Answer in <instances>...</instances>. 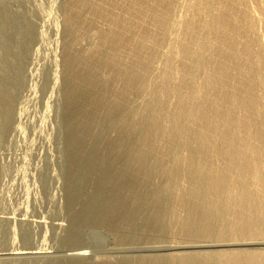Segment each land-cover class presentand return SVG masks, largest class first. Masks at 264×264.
<instances>
[{"label":"rangeland","instance_id":"rangeland-1","mask_svg":"<svg viewBox=\"0 0 264 264\" xmlns=\"http://www.w3.org/2000/svg\"><path fill=\"white\" fill-rule=\"evenodd\" d=\"M214 1L219 2V4L218 3L215 4ZM229 1H231V3ZM247 1H248V6H250L252 10V11L251 10L249 11L252 14L256 15L257 19L256 18L254 19L256 21L255 24L258 23L257 25L254 24L255 21L249 20L253 18H248L247 15L244 14L245 12L243 10L244 8H241L242 6L239 7V5L234 3L235 0H226V1L225 0L223 1L221 0H212V1L209 0L208 1L207 0V2H211V4L214 3V6L217 5L218 7V5H220L219 7L222 8L221 9L222 11L224 9L223 13L221 12L220 9L219 10L217 9V11H215V12H219V14L221 13L220 14L221 16L219 15V18L217 17L218 19L212 20L211 18H209L208 21L209 23L211 22L212 24V26L210 27H212L211 29H213L212 31L211 29L210 30L207 29V31L209 32L211 31L209 35L210 37H209L208 36L209 32L205 31L206 29H201V27H203V24L204 26H205V23L207 24L208 21L206 22L205 20L208 19V15H205L207 17L204 18V16H200V14H197L195 11L199 8L196 5L197 2H199L198 0L195 1L192 5L193 7L195 5L196 7H198L197 9L196 7H194V13L196 14L193 13V9H192L193 7L189 6L186 0H168V1L166 0H0V264H72L75 259L72 255L73 254L76 255V253L79 254V252H80V255H83V254L88 255L87 262L90 263L89 260L91 259L90 264H111V263L114 264L115 262L113 260H115L116 263L118 264L120 260L118 258L120 256H121L120 258L122 262L124 261L126 262L127 260H129L130 262L131 260L132 262L130 263L132 264H138V263L141 264L142 257L143 256L148 257L150 255L149 254L150 251H145V248H148V246L150 245L154 249L153 252L151 251V255L154 253L152 255L151 264H156V262L158 263V261L163 263V260L165 258L164 259L162 258L164 256L162 254L163 253L165 254V251H162L163 249L161 248L163 247L164 249H168L170 246H172V249L177 246L178 247L180 246L184 250L183 249H177V250L182 253L183 251L184 253L186 252L188 253L190 252V250L191 251L196 250L198 251L197 252L198 259H196L195 264H202V263L209 264V263L214 262V259H213L214 255L213 257H211L210 256L211 253L209 254L208 252H210L211 249H213V247L215 250H219V248L222 247L221 241L224 242V239L226 240V238L228 237V236H225V234L226 235L230 234L229 236L230 239L229 238L227 239L228 240L227 242L229 244H232L230 243L229 240H235V241L237 240L238 241L237 244L240 243V245L238 246L239 247L238 249H240V246L242 247V249L243 248L249 249V247L252 249L254 248V244H255L254 249H256L257 251H259V249L260 250L262 249L263 244L259 240L262 237H257V236L264 235L263 233L264 220L262 219V216H263L262 214H264V170H262L264 159L260 157L263 159V161H260L261 159L259 158L260 154L264 152L263 150L264 145H262L264 143V141L262 143V140L264 139L263 138L264 131L262 132L260 131L258 132V134L256 131H259L260 129L262 130V127L264 130V123H263L264 105H262L263 107H261V104H264V100L262 98L259 99V97L263 96L264 94L262 92L264 90V87H263L264 82L262 81V79L264 78V71L260 69V72L261 73L263 72V74H260V72L257 71L258 70L257 68L262 67L261 66L262 60L264 59V55H263L264 46L262 47L260 45V42H258V40H260L261 38L264 39V0H247ZM203 3H205V0H203ZM229 4H231L232 6ZM226 5L228 6V8L226 7ZM232 9H233V12H231ZM236 9H239V10H236ZM228 12L229 13L231 12V13L228 14ZM223 14L225 17L223 16ZM232 14L234 15L233 16L234 20L237 17L239 19H236L233 22L232 21L233 17L230 16ZM174 15L175 16L177 15L179 17H184V22L181 24L182 26H185L184 25L185 23L188 26L191 24L190 26L192 27L185 26V29L186 30L188 29V34H186L188 36L186 38L182 37L184 36L183 33L187 32L184 29V27L181 29L182 32H180L181 37L177 36L176 28L178 27L171 22L172 19L174 18L173 17ZM227 15H229V17H227ZM243 15L245 18L242 17ZM167 16L168 18L170 17L172 18V19H169L170 22H168L169 20L167 19ZM191 17L193 21L191 20ZM193 17L196 19L195 21ZM198 17H199V20H198ZM246 18H248V21ZM223 20H225L224 23H223ZM259 20L260 22H258ZM190 21L192 22L190 23ZM196 21H199V22H196ZM203 21H205V23H202ZM230 21L233 24L237 21L236 22L238 23L237 26H236V23L235 25L233 24L231 25ZM194 22L198 24V26L200 27L201 30H203V32L204 31L205 32L203 33L199 29V27L196 24H194ZM226 22L228 25L226 24ZM239 22L241 23V25L242 24L243 25L241 26ZM242 22H245L248 24H245ZM199 23L200 24L202 23V24L199 25ZM250 23H253L252 27L254 29L252 27L249 28ZM213 24L214 25L216 24V25L214 26ZM220 26H222L223 30ZM224 26L225 27L227 26V27L224 28ZM228 27H229L228 30H230L231 28L232 29L230 31H226ZM119 28L121 29L119 30ZM191 28H193L194 30ZM242 29L244 30V32L249 31L248 35L247 33L241 32L240 30ZM217 30H219L218 31L219 33L217 32L218 35H216ZM220 30L222 31L220 32ZM234 30L236 32H234ZM255 30L259 31L261 35L260 37H258L259 33ZM190 33L195 35L196 39L199 36H200L199 38H202V35L200 34H203L204 38L202 39L201 43L200 42L198 43H200L202 47H203V44L208 45V47L210 46V48L206 51L208 52V54L205 53V55L207 54L206 56L203 55L204 53L201 52L202 54L199 55L200 58L199 56L197 57L198 59L197 58L195 59L193 57L192 61L191 59H189L191 62L187 60L186 58V56L188 57L189 51L191 50V47H192V46L189 47L191 43H187V42H190V41L192 42V40L190 39L194 38L193 35H189ZM223 33L225 35L227 33L228 34L225 36ZM235 34L238 35L237 39H236ZM242 34L244 35V37H242ZM228 35H230L229 41L227 39ZM253 35L255 36L253 37ZM190 36H193V38ZM213 36L214 37L216 36L215 38H217V41ZM245 36H248L249 38L247 39V37L245 38ZM251 36L253 37V39ZM189 37H190L189 41L186 40ZM207 37H209V40L211 39L213 41L209 42ZM205 38H206V41L208 42H203ZM233 38L235 41H233ZM249 39H250V43H251V40L252 42L254 41L253 44L251 43V45H248L249 43L247 42H249ZM224 40L227 42L224 43L223 42ZM211 42L212 43L214 42L213 46L210 45L212 44ZM185 43L189 45L188 46L186 45V47L182 49ZM219 43L221 46L219 45ZM226 43H229V44H226ZM239 44H240V48H239ZM241 45L243 46L248 45V46H244L245 47L244 48ZM253 45L256 47H254ZM214 46H216L215 47L216 50H214L213 52L212 50L214 49ZM223 46L226 48L225 50H223L224 49ZM246 47L248 48V50L251 51V52L249 51L250 54L248 53V50L246 51ZM188 48L190 49L188 50ZM106 49H109V50H106ZM181 49L183 51H181ZM256 49L259 52H257ZM218 50L219 51L221 50L223 52L222 53L219 52L221 54H218L217 52ZM242 51H244V53H242ZM135 52L137 55L135 54ZM211 52H212V55H210ZM240 52L242 53V55L245 54V57L244 55L241 56ZM225 53H227L226 55L228 56V58H225L226 56ZM228 53L230 56L228 55ZM185 54L186 56L184 57ZM202 55L205 57V58L203 57L204 59L201 57ZM236 55L237 56L239 55V57L241 56L242 60H240L241 58L237 57ZM82 56H85V57H82ZM233 56L235 58H233ZM246 56L248 60L246 59ZM252 56H254V58ZM230 57L231 59L233 58L235 60L234 62H236L237 60L236 58H238L240 61L237 60V63L235 65L234 62H231L233 60H231ZM257 57L260 58V60L263 58L261 60V64L258 63L260 62V60L257 59ZM169 58L172 60L169 61L168 60ZM216 58L219 59V61H217ZM212 59L213 61H215V63L211 61ZM220 59L221 60L223 59L222 62L224 61V63L221 62L222 65L220 63ZM227 59L228 60L230 59L231 61L229 60L230 61L229 62ZM97 60L98 61L100 60V61L98 62ZM110 60L113 62H111ZM194 60H196L195 62L197 63L204 62V66H203V63L202 64L200 63V65L196 64V67L200 66L199 68H201V70H198L199 68L197 67L198 69L196 70H198V72H196L195 70L196 67L194 68V65L192 64ZM245 60L249 62L248 67L251 64L250 65L251 68L250 67L248 68L246 66L247 63ZM211 62L214 64H212ZM153 63L154 65H152ZM183 63H184L183 67L185 66L186 68L182 67ZM216 63L218 64V66L220 65L219 66L220 68L216 65ZM226 63H227V66H226ZM245 63H246L245 65L246 73L253 72L254 74H256L255 76H257V72H258L257 79L255 77L253 78L254 75L252 73L250 75L249 73L247 74V76L249 75V77L252 76L251 78H253L251 79L247 77V79L250 81H244L246 80L244 79L245 76L241 78L244 74L242 72L244 71L242 65H244ZM255 63H257L258 65H256ZM263 63H264V60H263ZM231 64H233L234 66L238 65L240 67L237 66L236 68V67H233V65L231 66ZM188 65L189 66L193 65V66L189 67ZM210 65H212V69L210 70L214 72L215 76L216 75L219 76L220 72L222 73L224 69L227 70L229 69V67L231 71L232 69L233 70L237 69L236 71L238 73L240 72L241 73L235 75V77L237 76L236 78L234 77V80H236V84H239L240 82V84L242 85V83L245 84L246 82H248V87L252 84L250 86L251 88L250 87L246 88V86L244 87V86L238 85L239 88H237L236 90L238 91V93L242 92L240 94L241 98L240 96H238L237 92L236 93L235 92L234 93L225 92V89H224L225 93L223 92V90H222V93L227 94V95H223L222 93H220L222 97L220 96L221 98L219 97L220 99L219 100L217 97L218 95H220L218 93L221 90V86L224 85L225 83H228V81L229 82L232 81V79L231 78H228V80L225 79L226 82L223 83L224 79L222 77L221 78L216 77L217 78V79L215 78L216 81L212 83L214 85L216 82L215 84L216 86L215 85L214 86L217 88H215L216 91L214 93H212L213 92L212 88L214 89V86L211 83H209L211 88H207L203 86L205 89L206 88L208 89L206 90L207 93L209 92V94H212L213 98H212V95L205 93V96L206 95L208 96L205 97V100L202 98L204 101L202 100L203 102L201 101L202 103L201 102L199 103L202 104L203 106L205 104L206 107L202 109L203 106L201 105L200 106L201 108L199 107L200 109H198V105H200L199 103L197 104V107L195 106V109H198L200 113L202 112L201 114L197 113L196 115V117L198 118L197 123H195L196 121L194 120L193 122L194 124L187 127L186 130L185 129L182 130V126L184 124L183 123L184 117L190 111V107L189 109L187 108L188 107V102H186L187 99L185 100V98H187L188 96H185V95H187L188 92L190 93L192 91V88L190 87H188V89L190 88L191 91L187 89V86H190V85L183 84L185 83V80H183L184 79L183 75L189 74L187 73V71H190L191 76L192 74L196 75V77L194 75L193 76L195 77V82L198 83L200 82V79H201V78L200 79L198 78L202 77L203 74L205 75V71L207 73L210 72L209 74L213 75L212 74L213 72H211L210 70H207L209 69V67H211ZM222 66H225L226 68ZM193 68L195 72H193ZM202 68L203 70L205 69V71H203ZM247 68L248 70L252 68H256V69H252L254 71H247ZM215 69L217 71L218 70L220 71L219 74H215L216 73ZM201 73H202V76H201ZM162 74L163 75L165 74V75L163 76ZM173 75H174V78L172 77ZM261 75H263V77H261ZM219 79H221V81ZM254 79L260 82L258 81L256 82ZM174 82L175 83L177 82L176 85L178 86H176ZM83 84L85 86L84 89H83ZM199 84L201 85V82ZM199 84H196V85H199ZM218 84H219V87L217 86ZM259 84H260V87H259ZM77 86L78 87L81 86L82 89H78ZM203 87H202V90H205L203 89ZM256 87H259L260 89ZM195 89L197 90L196 86H195ZM242 89H244L243 91L245 90L247 91L249 89V92L252 89V91L250 93L245 91L246 96L244 98L243 97L244 93ZM255 89L259 90V92L256 93L257 91L255 92ZM210 90L212 92H210ZM254 92L256 93V95L254 94ZM82 93H84V95ZM202 93L204 94V92ZM74 94L76 95L74 96ZM78 94L80 95L77 96ZM229 94L231 95L228 96ZM249 94H250L251 102L250 101L249 103L244 102V101H247L246 99H249ZM72 95L74 96L73 98H72ZM234 95L237 101H235L234 99L235 97H233ZM226 96L228 97L229 102ZM231 97H233L232 99L234 100V102L231 100ZM242 97L244 99H242ZM256 97L260 101L256 99H255L256 101H254V98ZM221 99L223 102L222 104L219 102L221 101ZM213 100H215V102ZM205 101H207V103H205ZM210 101H213V102H210ZM216 101H218V104H220V106L216 103ZM150 102L152 103L149 104ZM185 102L187 105H185ZM225 102H226V105H225ZM235 102L236 104L241 105L240 106L241 110L237 111L240 108L238 105L235 104ZM255 102H257L258 104ZM211 103L212 104L216 103L215 104L216 107L215 105L213 106ZM227 103L228 104L234 103L233 105H236V109H234L235 106L231 107L232 104L228 106ZM206 104H209V105L207 106ZM245 104L246 106L248 105L247 106L248 108L244 106ZM212 106L215 110L212 108ZM158 107H160L161 109L160 108L158 109ZM225 107L226 108L228 107V109L229 108L231 109V110L229 109L231 111V114L228 113L230 111L226 109ZM219 108H221V110H219ZM242 108H244L245 110ZM249 108L250 109L252 108V109L249 111ZM255 108H257L258 110L257 112H254L256 111ZM193 109H194V106H193ZM210 109H213V111ZM181 111H182V114L180 113ZM183 111L186 114L183 113ZM199 111L196 110V112H199ZM214 112H217V113H214ZM222 112H224L225 115ZM232 112H235V115ZM248 112L249 114L252 112L251 113L252 117L251 115L248 114ZM204 113H205V116L206 115L209 116L210 114L211 118L210 116L209 117L206 116L207 118L204 121L203 120V118H205ZM255 113H256V116L258 117L255 116ZM184 114L185 116H182ZM199 114L202 115L203 117L201 116L202 117L201 118ZM212 115L213 116L215 115V117L218 116V118L221 115H223V117H221V121L225 120V122H228L230 126L228 125V123L226 124L223 121L221 122L220 119L215 118ZM235 116H238V117L235 118ZM246 116L248 118L250 117L249 119L251 120L250 122L251 124L248 123L250 121L248 120V118L245 119V121L247 120L246 121L247 123L245 121H241ZM231 117L233 118V123L229 121L230 119H232ZM239 117L241 118V120L238 121ZM252 118L253 119L255 118L254 119L255 123H253L254 121L252 120ZM256 118H259V119H256ZM181 119L182 121H179ZM200 119L204 121V125H202L203 122ZM260 119L262 120V122ZM133 120H135L136 122ZM207 120H209L210 123L216 120L217 123L214 121V123L216 124L213 125L214 123L210 124L208 123L209 121ZM234 121H236L237 124ZM218 122H220V124L225 123V126L227 125L228 127L227 126L225 127L223 124H221L222 127L221 125H219L220 127H218L217 125ZM240 122H243V124L239 126V124H241ZM230 123L233 125L231 126ZM244 123L247 125H245ZM259 123L263 125L261 128L259 127L261 126ZM179 125H181L180 126L181 129L177 131L176 129L179 128ZM199 125L200 126L202 125L201 129L203 130H200ZM206 125L207 127L205 128ZM213 126H215V128ZM253 126L254 128L257 127L255 128L256 130L252 128ZM232 127L234 130V134L233 132L231 133ZM220 128L222 130H220ZM223 128L224 129L228 128L227 130L230 132L227 133L228 132L227 130L223 131ZM235 128H239V129L241 128L240 129L241 131L238 130V132L240 131L241 133L240 132L239 134L236 133L237 131ZM73 129L75 133L72 131ZM192 129L193 130L197 129V131L195 130L197 135L194 134L195 132H193L192 134L191 132ZM217 129H219L218 131L220 133L217 132ZM78 130L81 132V135H80V132H78ZM253 130L255 131V134L253 133L254 132ZM76 132H77V136H75ZM189 132L191 133V135H189L190 134ZM204 133H207L206 134L207 136L209 134V137H207ZM256 134L259 137L257 141L261 140L260 145L258 144L259 141L257 142L255 138H253V137L257 138ZM186 135L188 136L189 140L187 139ZM193 135L196 138H194ZM78 136L79 137L81 136V138H79ZM204 136L206 137V139ZM228 136L230 137L231 140L228 138ZM76 137H78V139H76ZM197 137H201L205 139V141ZM190 138H191V141L193 139L196 142L194 148H191V147L188 148L190 144L189 143ZM72 139H74V141L77 144L75 142L74 144L72 142ZM186 139L188 141H186ZM197 139H199V141ZM226 139L227 141L224 142ZM186 142H188L187 146H186ZM193 142H191L192 145L190 144V146H193L194 144ZM200 142H202L204 145L207 143L208 146L211 145V147L206 148L207 144L204 146L202 143L200 144ZM225 143L229 144L230 149L227 147L228 145L227 146L224 145ZM141 144H143V146ZM199 144L202 145V147H200ZM249 145L251 147H249ZM198 146L199 148H197ZM204 147L205 149L204 150L202 149L203 152H201L200 148H204ZM212 147L214 148L212 149ZM223 147L227 148V153L230 152L229 155H231L230 157H233L235 159L234 161L232 159L230 160V157L228 158L229 155H227V153L224 152L226 151V148L224 150ZM186 148H188V150ZM242 148H244L245 150H243ZM260 148L261 149L263 148V149H262V152L261 153L259 152L260 154L258 155L256 154L255 150L256 149L261 150ZM189 149L196 151L194 152L196 154L195 158H197L195 159V163L197 165H200L199 160H202V159L205 160V161L202 160L200 162L202 163V165L204 164V168L206 169V170L203 169V166L200 165V167L202 168L201 170L202 171L205 170L204 171L205 174L203 172L202 173L204 175L201 174L202 176L201 181L203 178L205 179L202 182L200 181L202 185L204 183L207 184L208 182L211 181V180L208 181L207 178L209 179L211 178L216 181L214 175H216V178L218 180V177H220L218 172L221 173L222 175L223 173L226 172V171H223L224 168L225 170L227 168L228 169L231 168L233 170V167H234L233 163H237L236 165L234 164L235 165L234 172H232V170L230 169L229 171H227L230 174L226 173V174H223V176H221L223 177L222 179L224 181H227L229 184V187L225 186L224 188H221L220 192L218 190L219 195L217 196V198H220L218 200L222 201L223 203L217 202L215 203L217 205L215 204L211 205L209 204L210 202L208 199L202 198L199 200L194 199V201L199 202V203L197 202L198 204L196 202L194 204V201H192L193 200L192 197H190L189 194H187V191L189 190V188L192 187L191 185H201L200 183L197 184L198 182L196 178H198L197 177L198 174L196 176V174L192 172L191 170L188 171L189 169L188 167L192 166L190 162L187 160L188 155H190ZM249 149L251 150V153ZM235 150L238 151V153L239 151L241 152L243 151L244 153L242 152L243 153L242 154L240 152L238 155V153H236ZM171 151L173 152V154ZM252 151L255 152L252 158L253 157L254 159L257 158L256 159L257 162H255V160L252 161V158L249 156L250 154H252ZM186 152L188 155L186 154ZM200 152L202 154H200ZM244 154L248 156L245 164H243L245 162L244 158L246 157ZM261 155H264V154L262 153ZM198 156H200L199 159H198ZM242 158H243L242 164L244 165V167H246V164L247 166H249L246 168V170L248 171L244 170V167L242 164L240 165L238 164L240 163ZM249 158L251 160H249ZM228 160H230V162L232 161L233 163L231 162L230 164L229 162H227ZM237 160L238 162H236ZM75 161H76V164L79 165V166L77 165L79 168H76L77 166L74 163ZM185 161L186 163L188 161V164H185ZM247 161L249 162L251 161L254 164L256 163L255 167L253 163H249L250 165H252L250 166ZM228 163L232 167L231 166L230 168L227 167V165H229ZM207 165L208 167L211 165L209 169L207 168ZM237 165L240 167L238 168ZM215 167L218 169L216 170L218 172L215 171ZM218 167L220 168V170ZM258 169L261 170L262 173L259 172L258 174ZM207 170H209L208 174L211 171V175L209 174L210 177L208 176V174L206 175ZM237 170L239 172L241 171L238 175H237L238 173ZM214 171L216 172V174L215 173L213 174ZM190 172L193 173L195 176H193V174H191ZM235 172L237 173L235 174ZM117 175H119V178ZM205 175L207 176V178L203 177ZM227 175H229L228 177H230V179L227 177ZM103 176L105 177V179L108 176L106 181ZM261 176L263 177L261 178ZM231 177H233L232 179L233 181H231L233 182L232 186H230L231 182L229 183V181L231 180ZM234 177L236 179H234ZM187 178L188 179L190 178V179L187 180ZM226 178L229 181L225 180ZM241 178L246 179L245 180L246 184L242 185ZM75 180L79 181L78 182L79 184L76 187V189L71 187L73 184H75L76 182ZM195 180L196 182L194 183L193 181ZM73 181L74 183H72ZM238 181H240L241 185ZM243 181L244 180H242V182ZM245 181L243 183H245ZM234 183H236L235 185H237L238 187V188L235 187L237 190L233 188L235 186ZM246 185H248V187L251 189H248ZM100 186L101 187L103 186V188H101ZM243 186L245 187V190L247 191L251 190L249 192L252 196L255 197L256 200L254 199V197H251V195L248 193H247L248 196L245 197L246 194L244 193L245 190ZM185 187H187V189ZM231 187L232 189H230ZM96 189H98L97 190L98 192L96 191ZM222 189L224 190L222 193L223 197H221V194H220L222 192ZM227 189H228V192H227ZM238 189L241 191H244L243 194L241 191H238ZM181 190H184L185 192ZM233 190L237 193V195L235 192H233ZM95 191L97 192V194ZM209 192L211 193V191L208 189V193ZM99 193L102 194L101 196L105 198V199L103 197L101 198L104 201H101L100 199L101 205H104V203H106L107 200L108 202L110 201V204H108L107 207L105 206V209H104V206H101L100 208H103V210L100 209L98 205L97 207L100 209L101 212L97 208V210H95L97 212L99 211L97 214L95 212L94 214L93 212L92 214L91 212L89 213L91 214V218L95 217V215L97 216L98 214H99V218H101V213L103 211L102 215L105 216L104 218L102 216V219L104 220L103 222H101L102 220H98L99 218H96V217L94 219H96L97 222L94 219L90 220V217H88L89 213L87 214L88 208L86 207V205H88L89 202L91 203L92 199L94 200L96 195L98 196ZM226 193L227 194L229 193L231 197H229V194H228V199H227ZM180 194L183 195V196L181 195V197H185V198H181ZM106 195L108 196V198ZM234 195L237 197L235 200H238V201H233L230 199V198L234 199L235 198ZM249 195H250L251 200L253 201L252 205H251L252 201L250 202ZM154 197L158 199H156L155 201ZM186 197L188 200H186ZM222 198H224V201ZM238 198L239 199L241 198V199L239 200ZM243 198L245 201L242 204L241 202H243L242 200ZM226 199L229 200L228 203ZM259 199H261L260 202L258 201ZM205 200H206L207 206L203 204L205 203ZM230 200L232 202H230ZM200 201L202 202L204 206H202V204L201 206L199 205ZM111 202H113L115 205ZM136 202L139 204H137ZM155 202H156V205H153ZM181 202L184 203L185 205L182 204ZM188 202H190V204ZM233 202H235L236 205L234 204L233 206ZM218 203L222 205L223 207L225 206L224 204H226L225 208L220 207ZM237 203H239L241 207L245 206L243 207L244 209L243 208L241 209L239 204ZM186 204H189V205L187 206ZM157 205L158 207H155ZM193 205H195L196 207ZM248 205L249 207H247ZM190 206H192V208ZM210 206L212 207L214 206L213 209H211V213H209L210 208H211ZM235 206H237V208ZM255 206L257 209L255 208ZM193 207H195V212L198 211L197 214L194 212ZM217 207H219V209ZM231 207L232 208L234 207L235 212H234V209L232 211ZM160 208L162 209L160 210ZM190 208H191V212L188 210ZM200 208L201 209L203 208L202 211L200 210ZM252 208L253 210H255V212L251 211ZM184 209L185 211H187L185 213L186 217L184 214ZM156 210H158V212L161 213L159 215L160 218L156 216L155 213H153ZM244 210H245V215L242 214L244 213ZM204 211H206L205 213H209L207 214L208 216L212 215V217L210 216L211 219L206 214L204 215ZM218 211L220 212L222 211V214H224V218H222L223 216L221 217L222 215L221 213H220V216L219 215L214 216V214H219ZM236 211L239 212L238 214H236L237 216L233 215V212L234 214L237 213ZM250 212L257 215V217L259 218L256 217L257 219L256 220L255 216L252 215ZM191 214L195 216V217L192 216L193 219L198 218L197 215H199V218H200L201 217L200 215L203 214V217H201L199 220L205 221L204 222L205 224H199V223H203V221L198 222V219L193 220L192 218H189ZM246 214L248 215L247 219L243 220L242 222L238 220L239 218L237 217L239 216L245 217ZM162 215H165V216H162ZM161 216L163 217V219ZM180 216H182L183 218L182 217L179 218ZM204 216L207 217L209 220L205 218ZM217 216H219V218L215 219V217ZM227 216L229 217L231 216V217L229 218ZM252 216H254L255 221H253L254 219ZM220 217L223 221L218 222V220H221ZM186 218H189L188 221ZM212 218L214 219L215 222L213 221ZM231 218L233 220H231ZM184 219H186V221ZM248 219H251L250 224L248 223L249 226L244 224L246 221L249 222ZM259 219L261 221H259ZM157 220L158 222L160 221V223H158ZM180 220H183V221L181 222ZM189 220H190V223L192 221L191 223L192 226L189 225L190 223L188 224ZM229 220H231L232 222ZM196 221L198 222V225L196 224L197 223ZM207 221L211 223H208ZM236 221L237 222L239 221L241 223L239 224V228H237L238 224ZM251 221L253 223H251ZM221 222L222 223L226 222V223L221 225L220 224ZM233 222L235 223V226L233 225L234 224ZM255 222H256V225L259 223L258 225H260L259 227L260 229H262L260 230V232H262L263 234L262 233L259 234L260 232H259L258 226L251 225V224H254ZM99 223L101 224V228H100ZM207 223L208 225H206ZM214 223H219V224H214ZM210 224L211 225L214 224L213 227L217 225L216 227L217 229L213 228L212 226L210 227H212L213 229L212 228L208 229ZM188 225H189V228H188ZM219 225L222 227H220ZM228 225L229 226L231 225L232 228H230ZM197 226L199 227L197 228ZM192 227L193 228L196 227L195 229H197L198 231L195 229L193 230ZM204 227H207V228H204ZM241 227L243 228L241 229ZM229 228L231 229L232 232L231 231L229 232L230 230ZM73 229L78 230V232L81 233V236L84 237L83 238L84 241H82L83 239L78 238V236L81 237L80 234L79 235L76 234L75 236V230ZM226 230L228 231L226 232ZM240 230L242 232H240ZM252 230L253 232H251ZM256 230L259 233L256 232ZM92 231H94V234H97V235H94L93 237L90 236L92 234ZM255 233H257L256 234L257 236L255 235ZM83 234L85 235L83 236ZM252 234L255 235V238L254 236H252ZM202 236H204L205 238ZM72 238H75V240H77L76 238H78V240L75 241L74 239L72 240ZM85 238L87 239V241L85 240ZM249 239L250 241H252L253 239L255 241L254 242L252 241L253 242L252 243L249 241ZM209 240H211L212 242H210ZM81 242L82 243L85 242V244H81ZM190 242H192V244L195 242L194 244H195L196 249H190L186 246V245L191 244ZM258 242H259V245H258ZM77 243L78 245H76ZM161 243L165 244L166 247H164L165 245L163 246ZM208 244H213L214 246L213 247L211 245L207 246ZM81 245H84V246H81ZM256 245L259 247H257ZM126 250H129V251H126ZM142 251L144 254L145 253L147 254L146 255L142 254ZM215 254H217L215 256L218 260H221L222 258L223 259L221 261H218L215 258V262L213 264H223L222 262L223 260H225L224 264L225 263L229 264V261L232 258V256L231 258L230 256L228 257L227 254L222 255V258L220 257L218 253H215ZM124 255H127V256L125 257ZM157 255H160V256H157ZM166 255L165 257H167ZM122 256L125 257L126 260ZM207 256H209V258ZM226 256L228 259L226 258ZM110 257L111 258L115 257V258L112 260ZM96 258L97 259L102 258V260L95 262ZM92 260L94 261L92 262ZM120 262L119 264H122ZM129 262L127 261V264ZM174 262L170 264H176ZM167 263L168 262L166 260V264ZM232 263H233V260L230 261V264ZM236 263L241 264V262H236ZM123 264H126V263H123Z\"/></svg>","mask_w":264,"mask_h":264},{"label":"bare ground","instance_id":"bare-ground-1","mask_svg":"<svg viewBox=\"0 0 264 264\" xmlns=\"http://www.w3.org/2000/svg\"><path fill=\"white\" fill-rule=\"evenodd\" d=\"M166 1H168V0H166ZM186 1H187V4H188L189 6L193 7V6H192L193 3H194L195 1H197V0H186ZM198 1H199V2H197L196 5H197L199 8L196 7V5H195L194 7H196V9L198 8V9L195 10V11H196L197 14H200V16H204V18L207 17V16H205V15H208V19L205 20L206 22L209 20V18H211L212 20H214V19H218V18H219V15H220L221 13L219 14V12H215V11H217V9H218V10H219V9L221 10L222 8L219 7L220 5H218V7H217V5L214 6V3H215V4H217V3L219 4V2H217V1L215 2V1H214V3L211 4V2H207V0H205V3H203V0H198ZM208 1H209V0H208ZM211 1H212V0H211ZM221 1H223V0H221ZM225 1H226V0H225ZM71 2H72V1H71ZM74 2H75V1H74ZM229 2L231 3V1H229ZM229 2H228V3H229ZM77 3H78V2H77ZM99 3H100V2H99ZM199 3H200V4H199ZM202 3H203V4H202ZM228 3H226V4H228ZM234 3L237 4V5H239V7L242 6L241 8H244V9H243L244 12H245L244 14H246L248 18H253V19H249V20H253V21H255L254 18H256V15H255V14H252V13L249 11V10H251V8H250V6H248V1H247V0H235ZM235 4H233V5H235ZM229 5H231V4H229ZM75 6H76V5H75ZM141 6H142V5H141ZM231 6H232V5H231ZM191 7H190V8H191ZM194 7L192 8V9H193V13H194ZM224 7H225V6H224ZM226 7L228 8L227 5H226ZM237 7H238V6H237ZM245 7H246V8H245ZM80 8H81V7H80ZM190 8H189V10H190ZM227 8H226V9H227ZM230 8H231V7H230ZM230 8H229V9H230ZM234 8H235V7H234ZM236 10H239V9H236ZM240 10H241V9H240ZM88 11H89V10H88ZM191 11H192V10H191ZM223 11H224V9H223ZM223 11L221 10L222 13H223ZM225 11H226V10H225ZM241 11H242V10H241ZM251 11H252V10H251ZM102 12H103V11H102ZM231 12H233V9H232ZM231 12H230V13H231ZM242 12H243V11H242ZM77 13H78V12H77ZM88 13H89V12H88ZM94 13H95V12H94ZM106 13H107V12H106ZM191 13H192V12H191ZM196 13H194V14H196ZM224 13H225V12H224ZM230 13L228 12V14H230ZM235 13H236V12H235ZM237 13H238V12H237ZM68 14H69V13H68ZM87 15H88V14H87ZM192 15H193V14H192ZM246 15H245V16H246ZM248 15H249L250 17H249ZM71 16H72V15H71ZM82 16H83V15H82ZM164 16H165V15H164ZM198 16H199V15H198ZM220 16H221V15H220ZM223 16H224V14H223ZM230 16L233 17L234 15L232 14V15H230ZM237 16H238V15H237ZM119 17H120V16H119ZM159 17H160V16H159ZM162 17H163V16H162ZM173 17H174V18L172 19L171 17L168 18V16H167V19H168V20H169V19H172L171 22H172L174 25H176V26L178 27V28H176V30H177L176 34H177V36L181 37V36H180V32H182L181 29H182L183 27H184V29H185V26H188V25H187L186 23L184 24L185 26H182V25H181V24L184 22V17H179V16H177V15H176V16L174 15ZM217 17H218V18H217ZM224 17H225V16H224ZM227 17H229V15H227ZM235 17H236V16H235ZM242 17H244V15H243ZM103 18H105V17H103ZM196 18H197V17H196ZM202 18H203V17H202ZM202 18H200V19H202ZM221 18H222V17H221ZM240 18H241V17H240ZM244 18H245V17H244ZM248 18H246L247 21H248ZM193 19H194V21L196 20L194 17H193ZM211 19H210V20H211ZM222 19H223V18H222ZM229 19H231V18H229ZM236 19H239V18L237 17ZM236 19H235V20H236ZM246 19H245V20H246ZM256 19H257V18H256ZM118 20H119V19H118ZM164 20H165V19H164ZM191 20H192V17H191ZM198 20H199V17H198ZM220 20H221V19H220ZM235 20H234V17H233V20H232V21L234 22ZM241 20H242V19H241ZM78 21H79V20H78ZM81 21H82V19H81ZM125 21H126V20H125ZM158 21H159V20H158ZM192 21H193V20H192ZM192 21H190V23H191ZM205 21H203L202 23H205ZM221 21H222V20H221ZM224 21H225V20H223V23H224ZM242 21H243V20H242ZM247 21H246V22H247ZM114 22H115V21H114ZM127 22H128V21H127ZM166 22H167V21H166ZM168 22H170V20H169ZM196 22H199V21H196ZM236 22H237V21H236ZM236 22H235V23H236ZM258 22H260V20H259ZM70 23H71V22H70ZM202 23H201V24H202ZM214 23H215V22H214ZM219 23H220V22H219ZM219 23H218V24H219ZM230 23H231V21H230ZM235 23H234V24L231 23V25H232V24L235 25ZM239 23H240V22H239ZM242 23H245V22H242ZM255 23H256V21L254 22V24H255ZM62 24H63V23H62ZM72 24H73V23H72ZM188 24H189V22H188ZM194 24H196V23L194 22ZM194 24H192V25H194ZM201 24L199 23V25H201ZM218 24H217V25H218ZM220 24H221V23H220ZM226 24H227V22H226ZM237 24H238V23H236V26H237ZM245 24H248V23H245ZM252 24H253V23H250V24H249V28L253 26ZM257 24H258V23H257ZM257 24H255V25H257ZM74 25H75V24H74ZM114 25H115V24H114ZM126 25H127V23H126ZM171 25H172V24H171ZM190 25H191V24H190ZM190 25H189L188 27H192V26H190ZM196 25L198 26V24H196ZM213 25H214V24H213ZM215 25H216V24H215ZM215 25H214V26H215ZM227 25H228V24H227ZM240 25H241V23H240ZM242 25H243V24H242ZM242 25H241V26H242ZM123 26H124V25H123ZM172 26H173V25H172ZM197 26H196V27H197ZM210 26H212V24H211V22L209 23V21H208L207 24L205 23V26H204V24H203V27H201V29H206L205 31H207V29L210 30V29L212 28V27H210ZM214 26H213V27H214ZM238 26H239V25H238ZM241 26H240V28H241ZM244 26H245V25H244ZM111 27H112V26H111ZM119 27H120V26H119ZM126 27H127V26H126ZM188 27H186V28H188ZM198 27H199V26H198ZM216 27H218V26H216ZM220 27L222 28V26H220ZM226 27H227V26H226ZM226 27L224 26V28H226ZM230 27H232V26H230ZM234 27H235V26H234ZM247 27H248V26H247ZM99 28H100V27H99ZM194 28H195V27H194ZM214 28H215V27H214ZM221 28H220V29H221ZM237 28H238V27H237ZM240 28H239V29H240ZM252 28H253V27H252ZM65 29H66V28H65ZM120 29H121V28H119V30H120ZM126 29H127V28H126ZM132 29H133V28H132ZM184 29H183V30H184ZM189 29H190V28H189ZM191 29H193V28H191ZM199 29H200V27H199ZM201 29H200V30H201ZM216 29H218V28H216ZM228 29H229V27L227 28V30H226V29H224V30H226V31H230L232 28H231L230 30H228ZM243 29H245V28H243ZM243 29L240 30V31H241V32H244ZM253 29H254V28H253ZM256 29H257V27H256ZM72 30H73V29H72ZM72 30H71V31H72ZM185 30H186V29H185ZM193 30H194V29H193ZM197 30H198V29H197ZM197 30H196V31H197ZM212 30H213V29H211V31H212ZM222 30H223V28H222ZM222 30H220V32H221ZM89 31H90V30H89ZM94 31H95V30H94ZM116 31H117V30H116ZM151 31H152V30H151ZM186 31H187V32H186V33H183L184 36H182V37H185V38H186V37L188 36V35H186V34H188V29H187ZM201 31L203 32V30H201ZM205 31H204V32H205ZM211 31H210V32L207 31V32H209V33H208V36L210 35ZM218 31H219V30H217L216 33H217ZM245 31H246V30H245ZM255 31H257V30H255ZM68 32H69V31H68ZM108 32H109V31H108ZM112 32H113V31H112ZM112 32H111V33H112ZM189 32H190V31H189ZM194 32H195V31H194ZM199 32H200V31H199ZM202 32H201V33H202ZM204 32H203V33H204ZM223 32H224V31H223ZM234 32H236V31L234 30ZM234 32H233V34H234ZM252 32H254V31H252ZM252 32H251V33H252ZM257 32L259 33V31H257ZM85 33H86V32H85ZM106 33H107V32H106ZM147 33H148V32H147ZM161 33H162V32H161ZM191 33H192V32H191ZM191 33H190L189 35H193V34H191ZM213 33H214V32H213ZM218 33H219V32H218ZM218 33H217L216 35H218ZM244 33H247V35H248L249 31H248V32H244ZM255 33H256V32H255ZM69 34H70V33H69ZM94 34H95V33H94ZM176 34H175V35H176ZM196 34H197V33H196ZM199 34H200V33H199ZM206 34H207V33H206ZM223 34H224V33H223ZM227 34H228V33H227ZM227 34H226V35H227ZM229 34H230V33H229ZM82 35H83V34H82ZM82 35H81V36H82ZM200 35H202V38H199V37H200V36H199V37L196 39V38H195V35H193L194 38H195V40H194L193 36H190V37H192L193 39H190V37H189L188 39H186V40H188V41H189V39L192 40V42H191V41H190V42H187V43H191V44H192V45H191V44H190V45L188 44L189 47L192 46V47H191V50L189 51V55L187 54L188 57L186 56V54L184 55V57L186 56L187 60L191 59V61H192V60H193V59H192L193 57L196 59V58H197L199 55H201L202 53H204L203 55H205V53L208 54V52H206V51L210 48V46L208 47V45H204V44H203V47H202V45H200L202 39L204 38L203 34H200ZM224 35H225V34H224ZM226 35H225V36H226ZM231 35H232V33H231ZM239 35H240V33H239ZM245 35H246V34H245ZM250 35H251V34H250ZM250 35H249V36H250ZM255 35H256V34H255ZM255 35H253V37H254ZM110 36H111V35H110ZM220 36H221V35H220ZM222 36H223V35H222ZM225 36H224V37H225ZM229 36H230V35H228V38H227L228 41L230 40V39H229ZM235 36H236V39H237L238 35L235 34ZM260 36H261V35H260V33H259V36H258V37H260ZM69 37H70V36H69ZM132 37H133V36H132ZM141 37H142V36H141ZM157 37H158V36H157ZM175 37H176V36H175ZM205 37H206V36H205ZM209 37H210V36H209ZM209 37H207L208 40H209ZM211 37H212V36H211ZM213 37H214V36H213ZM215 37H216V36H215ZM215 37H214V38H215ZM218 37H219V36H218ZM242 37H244L243 34H242ZM246 37H247V39L249 38L248 36H245V38H246ZM251 37H252V36H251ZM251 37H250V38H251ZM253 37H252V39H253ZM215 39H216V41H217V38H215ZM219 39H220V38H219ZM219 39H218V40H219ZM247 39H246V40H247ZM257 39H258V38H257ZM261 39H262V38H261ZM261 39L258 40V42H260V45L263 47V46H264V39H262V40H261ZM76 40H77V39H76ZM76 40H75V41H76ZM78 40H79V39H78ZM123 40H124V39H123ZM138 40H139V39H138ZM204 40H205V41H204ZM204 40H203V42H208V41H206V38H205ZM231 40H232V39H231ZM243 40H244V38H243ZM243 40H242V42H243ZM255 40H256V38H255ZM126 41H127V40H126ZM194 41H195V42H194ZM210 41H213V40L210 39L209 42H210ZM216 41H215V42H216ZM233 41H235L234 38H233ZM149 42H150V41H149ZM198 42H200V43H198ZM219 42H221V41H219ZM223 42L225 43V42H227V41L224 40ZM240 42H241V41H240ZM242 42H241V43H242ZM246 42H247V41H246ZM253 42H254V41H253ZM253 42H252V40H251V43H252V44H253ZM76 43H77V42H76ZM99 43H101V42H99ZM109 43H110V42H109ZM135 43H136V42H135ZM181 43H182V42H181ZM183 43H184V42H183ZM211 43H212V42H211ZM213 43H214V42H213ZM213 43H212V44L209 43V44L213 46ZM216 43H217V42H216ZM224 43H223V44H224ZM247 43H249L248 45H251V43H250V39H249V42H247ZM247 43H245V44H247ZM102 44H103V43H102ZM112 44H113V43H112ZM116 44H117V43H116ZM217 44H218V43H217ZM226 44H229V43H226ZM231 44H232V43H231ZM243 44H244V43H243ZM255 44H257V43H255ZM69 45H70V44H69ZM93 45H94V44H93ZM153 45H154V44H153ZM182 45H183V44H182ZM186 45H187V44L185 43V45H184V47H182V49L185 48ZM188 45H187V46H188ZM219 45H220V43H219ZM219 45H218V46H219ZM232 45H233V44H232ZM248 45H244V46H248ZM79 46H81V45H79ZM113 46H114V45H113ZM133 46H134V45H133ZM149 46H150V45H149ZM220 46H221V45H220ZM224 46H225V45H224ZM224 46H223V47H224ZM233 46H234V45H233ZM241 46H243V45H241ZM244 46H243V47H244ZM253 46H254V45H253ZM114 47H115V46H114ZM135 47H136V46H135ZM141 47H142V46H141ZM207 47H208V48H207ZM215 47H216V46H214V49H213V50H212V49H210V50H212V51L214 52V50H216ZM225 47H226V46H225ZM225 47H224L223 50L226 49ZM237 47H238V46H237ZM254 47H256V46H254ZM254 47H253V48H254ZM258 47H260V46H258ZM258 47H257V48H258ZM99 48H100V47H99ZM211 48H212V47H211ZM239 48H240V44H239ZM241 48H242V47H241ZM244 48H245V47H244ZM251 48H252V46H251ZM263 48H264V47H263ZM95 49H96V48H95ZM118 49H119V48H118ZM133 49H134V48H133ZM141 49H142V48H141ZM182 49H181V51H183ZM189 49H190V48H188V50H189ZM219 49H220V48H219ZM233 49H234V48H233ZM89 50H90V49H89ZM89 50H88V51H89ZM98 50H99V49H98ZM106 50H109V49H106ZM227 50H228V48H227ZM227 50H226V51H227ZM229 50H230V49H229ZM242 50H244V49H242ZM247 50H248V48L246 47V51H247ZM256 50H257V49H256ZM85 51H86V50H85ZM117 51H118V50H117ZM139 51H140V50H139ZM185 51H186V50H185ZM238 51H239V50H238ZM249 51H250V50H248V53H249ZM252 51H253V50H252ZM261 51H262V50H261ZM263 51H264V50H263ZM263 51H262V52H263ZM97 52H98V51H97ZM105 52H106V51H105ZM140 52H141V51H140ZM187 52H188V51H187ZM201 52H202V53H201ZM217 52H218V54H221L223 51H221V50L219 51V50H218ZM219 52H221V53H219ZM224 52H225V51H224ZM233 52H234V51H233ZM236 52H237V51H236ZM250 52H251V51H250ZM255 52H256V51H255ZM257 52H259V51L257 50ZM257 52H256V53H257ZM85 53H87V52H85ZM92 53H93V52H92ZM95 53H96V52H95ZM130 53H131V52H130ZM142 53H143V52H142ZM182 53H183V52H182ZM209 53H210V51H209ZM215 53H216V52H215ZM230 53H231V52H230ZM240 53H241V52H240ZM242 53H244V51H242ZM242 53H241V56L244 55V57H245V54L242 55ZM253 53H254V52H253ZM256 53H255V54H256ZM104 54H105V53H104ZM135 54H136V52H135ZM139 54H140V53H139ZM207 54H206V55H207ZM213 54H214V53H213ZM226 54H227V53H225V55H226ZM232 54H233V53H232ZM232 54H231V56H232ZM238 54H239V53H238ZM249 54H250V53H249ZM255 54H254V55H255ZM260 54H261V53H260ZM262 54H263V53H262ZM84 55H85V54H84ZM94 55H95V54H94ZM109 55H110V54H109ZM124 55H125V54H124ZM136 55H137V54H136ZM182 55H183V54H182ZM203 55L201 56L202 58L204 57ZM206 55H205V56H206ZM210 55H212V52H211ZM210 55H209V56H210ZM222 55H223V54H222ZM222 55H221V56H222ZM228 55H229V53H228ZM258 55H259V54H258ZM263 55H264V54H263ZM116 56H117V55H116ZM133 56H134V55H133ZM209 56H208V58H209ZM217 56H218V55H217ZM226 56H227V55H226ZM226 56H225V58H228V56H227V57H226ZM229 56H230V55H229ZM236 56H237V55H236ZM241 56L239 57V55H238L237 57L241 58L240 60H242V57H241ZM249 56H250V55H249ZM261 56H262V55H261ZM70 57H71V56H70ZM82 57H85V56H82ZM86 57H87V56H86ZM92 57H93V56H92ZM96 57H97V56H96ZM114 57H115V56H114ZM114 57H113V58H114ZM126 57H127V55H126ZM144 57H145V56H144ZM165 57H166V56H165ZM169 57H170V56H169ZM212 57H214V56H212ZM215 57H216V56H215ZM252 57L254 58V56H252ZM115 58H116V57H115ZM199 58H200V56H199ZM202 58H201V60H202ZM204 58H205V57H204ZM204 58H203V59H204ZM222 58H224V57H222ZM233 58H235V57L233 56ZM233 58L231 59V57H230V59L233 60V61H231L230 59H229V60H230L231 62H234L235 60H234ZM255 58H256V57H255ZM261 58H262V57H261ZM100 59H101V57H100ZM140 59H141V58H140ZM140 59H139V60H140ZM183 59H185V58H183ZM183 59H182V60H183ZM197 59H198V58H197ZM213 59H214V58H213ZM213 59H212L211 61H213ZM236 59L239 60L238 58H236ZM246 59H247V56H246ZM251 59H252V58H251ZM251 59H249V60H251ZM257 59L260 60V58H258V57H257ZM257 59H256V60H257ZM262 59H263V58H262ZM262 59H261V60H262ZM85 60H86V59H85ZM89 60H90V59H89ZM95 60H96V59H95ZM144 60H145V59H144ZM164 60H166V59H164ZM168 60L170 61V60H172V59L169 58ZM187 60H185V61H187ZM209 60H210V59H209ZM209 60H208V61H209ZM216 60L219 61V59H217V58H216ZM222 60H223V59H222ZM222 60L220 59V63L222 62ZM225 60H226V59H225ZM227 60H228V59H227ZM229 60H228V61H229ZM237 60H236V62H234L235 65H236V63H237ZM240 60H239V61H240ZM243 60H244V59H243ZM247 60H248V59H247ZM261 60H260V62H258V61H257V62L261 64ZM263 60H264V59H263ZM263 60H262V65H261L262 67L260 66L261 68H257V69H258L257 71H259V72H260V69H261L262 71H264V63H263ZM97 61H98V60H97ZM99 61H100V60H99ZM99 61H98V62H99ZM110 61H111V60H110ZM116 61H117V60H116ZM116 61H114V62H116ZM135 61H136V60H135ZM161 61H162V60H161ZM185 61H184V62H185ZM189 61H190V60H189ZM189 61H188V62H189ZM191 61H190V62H191ZM195 61H196V60H194V62H195ZM197 61H199V60H197ZM208 61H207V62H208ZM230 61H229V62H230ZM245 61H246V60H245ZM245 61H244V62H245ZM88 62H89V61H88ZM103 62H104V61H103ZM111 62H113V61H111ZM117 62H118V61H117ZM141 62H142V60H141ZM154 62H155V61H154ZM194 62L192 63V64L194 65V68L196 67V64L200 65V63H201V64L203 63V66H204V62H200V63L195 62V64H194ZM205 62H206V60H205ZM213 62L215 63V61H213ZM254 62H255V61H254ZM81 63H82V61H81ZM105 63H106V62H105ZM186 63H187V62H186ZM211 63H212V62H211ZM214 63H212V64H214ZM218 63H219V62H218ZM222 63H224V61H223ZM222 63H221V65H222ZM241 63H242V62H241ZM246 63H247V65H246ZM246 63H245L244 65H242V66H243V70H244V71H242V72H243L245 75L243 74V76H242L241 78H243V77L245 76L244 79H246V80H244V81H250V80L247 79V77H249V75L252 73V74L254 75L253 78L255 77V78L257 79L258 72H257V76H255L256 74H254L253 72H250V73L248 72L249 75L247 76L248 73H246V67H245V65L248 67L249 62L246 61ZM252 63H253V61H252ZM77 64H78V63H77ZM99 64H100V63H99ZM119 64H120V63H119ZM129 64H130V63H129ZM137 64H138V63H137ZM168 64H169V63H168ZM188 64H189V63H188ZM190 64H191V63H190ZM206 64H207V63H206ZM209 64H210V63H209ZM229 64H230V63H229ZM255 64L258 65L257 63H255ZM65 65H67V64H65ZM139 65H140V63H139ZM152 65H154V63H153ZM152 65H151V66H152ZM183 65H184V63L182 64V67H183ZM193 65H190V66H193ZM216 65L218 66L217 63H216ZM224 65H225V64H224ZM232 65H233V64H231V66H232ZM250 65H251V64H250ZM250 65H249V67H250ZM86 66H87V65H86ZM103 66H105V65H103ZM131 66H132V65H131ZM166 66H167V65H166ZM168 66H169V65H168ZM186 66H187V65H186ZM188 66H189V65H188ZM190 66H189V67H190ZM201 66H202V65H201ZM205 66H206V65H205ZM210 66H211V67L208 66L209 69H207V70L212 69V65H210ZM217 66H216V67H217ZM219 66H220V65H219ZM219 66H218V67H219ZM226 66H227V63H226ZM237 66H238V65H237ZM237 66H234V65H233V67H236V68H237ZM242 66H241V67H242ZM252 66H254V65H252ZM67 67H68V66H67ZM67 67H66V68H67ZM78 67H79V66H78ZM164 67H165V66H164ZM184 67H185V66H184ZM184 67H183V68H184ZM189 67H188V68H189ZM197 67H198V66H197ZM197 67L195 68V70L198 69L200 66H199L198 68H197ZM208 67H206V68H208ZM222 67L226 68L225 66H222ZM228 67H229V66H228ZM228 67H227V68H228ZM238 67H240V66H238ZM249 67H248V68H249ZM257 67H258V66H257ZM119 68H120V67H119ZM147 68H148V67H147ZM147 68H146V70H147ZM150 68H151V67H150ZM185 68H186V67H185ZM194 68H193V72H195ZM204 68H205V67H204ZM219 68H220V67H219ZM231 68H232V67H231ZM248 68H247V71H254V70H252V69H256V68H252V69L248 70ZM250 68H251V67H250ZM86 69H87V68H86ZM126 69H127V68H126ZM129 69H130V68H129ZM151 69H152V68H151ZM174 69H175V68H174ZM190 69H191V68H190ZM213 69H214V68H213ZM216 69H217V68H216ZM216 69H215V71H216L215 74H219L220 71H219V70L217 71ZM222 69H223V68H222ZM222 69H221V71H222ZM78 70H79V69H78ZM122 70H123V69H122ZM167 70H168V69H167ZM186 70H187V69H186ZM186 70H184V71H186ZM198 70H201V68H199ZM198 70H196V72H198ZM202 70H203V68H202ZM236 70H237V69H236ZM236 70H233V69H232V71H231V70H230V67H229V69H227V70L224 69V70L222 71V73L220 72V75H219V76H218V75L215 76V75H214V72L210 70L211 72H213L212 74L215 76V77H214L213 75L209 74V73H210L209 71H208L209 73H207V72L205 71V69H204V70H203V71H205V75L203 74L204 78H203V76H202V73H201V76H202V77H199V78H198V79L201 78V79H200L201 85L199 84L200 82H198V83L195 82V77H196V75H195V74H192V76H191L190 71H187V73H189V74H184V75L182 74V75L184 76V77H183V78H184L183 80H185V83H183V84H188V85H190V86H187V89H188V87L192 88V91H191L190 88H189L188 90H190L191 92H190V93L188 92V94L186 93L187 95H185V96H188L187 98H185V100L187 99V100H186V102H188V107H187V108L189 109V107H190V111H189V112L187 111V112H188L187 114L183 111V113H185L186 116H185V114L182 115V116H185V117H184V120H183V123H184V124H183V126H182V130H183V129L186 130L187 127H189V126H191L192 124H194V123H193L194 120L196 121L195 123H197L198 118L196 117V115H197V113H200V111H199L198 109H200V108H201L200 106L202 105V104H200L199 102H201L203 99L205 100V97L208 96V95L205 96V93H207L206 90H208L207 88H211V86H210L209 83H211V84L214 83V81H216V79H217L218 77H220V78L222 77V78L224 79V82H223V83L226 82L225 79H227V80H228V78H231V79H232V81H230V82L228 81V83H225L224 85L221 86V90H220V92L217 91V92H219L218 94L222 93V90H223V92H224V89H225V92H231V93H234V92L236 93V92H237L238 96H240V94L242 93V92L240 91L241 89L239 90L241 93H238V91H237L236 89L239 88V86H240L241 84H240V82H239V84H236V80H234V77H235V75L240 74L241 72L238 73ZM93 71H94V70H93ZM170 71H171V70H170ZM170 71H169V72H170ZM239 71H240V69H239ZM65 72H66V71H65ZM90 72H91V71H90ZM153 72H154V71H153ZM175 72H176V71H175ZM178 72H179V71H178ZM178 72H177V73H178ZM191 72H192V71H191ZM255 72H256V71H255ZM127 73H128V72H127ZM142 73H143V72H142ZM91 74H92V73H91ZM99 74H100V73H99ZM128 74H129V73H128ZM144 74H146V73H144ZM167 74H168V73H167ZM173 74H174V73H173ZM199 74H200V73H199ZM260 74H263V72H262V73L260 72ZM73 75H74V74H73ZM84 75H85V74H84ZM84 75H83V76H84ZM102 75H103V74H102ZM111 75H113V74H111ZM157 75H158V73H157ZM162 75H163V74H162ZM164 75H165V74H164ZM164 75H163V76H164ZM193 75H194L195 77H194ZM70 76H71V75H70ZM77 76H78V75H77ZM122 76H123V75H122ZM139 76H140V75H139ZM168 76H169V75H168ZM176 76H177V75H176ZM180 76H181V75H180ZM199 76H200V75H199ZM238 76H240V75H238ZM125 77H126V76H125ZM172 77L174 78V75H173ZM216 77H217V78H216ZM236 77H237V76H236ZM236 77H235V78H236ZM251 77H252V76H251ZM251 77H249V78H251ZM259 77H260V76H259ZM261 77H263V75H261ZM261 77H260V78H261ZM83 78H84V77H83ZM139 78H140V77H139ZM159 78H160V76H159ZM215 78H216V79H215ZM239 78H240V77H239ZM239 78H238V79H239ZM253 78H251V79H253ZM81 79H82V78H81ZM85 79H86V78H85ZM116 79H117V78H116ZM133 79H134V78H133ZM177 79H178V78H177ZM231 79H230V80H231ZM258 79H259V78H258ZM261 79H262V78H261ZM88 80H89V79H88ZM183 80H182V81H183ZM219 80L221 81V79H219ZM254 80H255V79H254ZM259 80H260V79H259ZM95 81H96V80H95ZM182 81H181V83H182ZM198 81H199V80H198ZM220 81H219V83H220ZM239 81H241V80H239ZM251 81H252V80H251ZM255 81L257 82L258 80H255ZM262 81L264 82V78L262 79ZM96 82H97V81H96ZM183 82H184V81H183ZM217 82H218V80H217ZM237 82H238V81H237ZM242 82H243V81H242ZM258 82H260V81H258ZM83 83H84V82H83ZM169 83H170V82H169ZM174 83H175V82H174ZM176 83H177V82H176ZM176 83H175V85H176ZM223 83H222V84H223ZM249 83H250V82H249ZM105 84H106V83H105ZM116 84H117V83H116ZM142 84H143V83H142ZM165 84H166V83H165ZM196 84H199V85H196ZM208 84H209V85H208ZM215 84H216V82H215ZM215 84H214V85H215ZM256 84H257V83H256ZM72 85H73V84H72ZM77 85H78V84H77ZM159 85H160V84H159ZM206 85H207V86H206ZM212 85H213V84H212ZM214 85H213V86H214ZM238 85H239V86H238ZM251 85H252V84H251ZM251 85H250V86H251ZM253 85H254V84H253ZM257 85H258V84H257ZM261 85H262V83H261ZM263 85H264V83H263ZM99 86H100V85H99ZM105 86H106V85H105ZM176 86H178V85H176ZM195 86H196L197 90L195 89ZM198 86H200V87H198ZM203 86H205V87H207V88L205 89ZM208 86H210V87H208ZM215 86H216V85H215ZM215 86H214V89L212 88L213 92H212L211 90H210V92L214 93V92L216 91L215 88H217V87H215ZM217 86L219 87V84H218ZM241 86H244V87L246 86V88H247V87H248V82H246L245 84L242 83ZM250 86H249V87H250ZM77 87H78V86H77ZM79 87H80V88H79ZM79 87H78V89H82L81 86H79ZM84 87H85V86H84V84H83V89H84ZM86 87H87V86H86ZM202 87H203V89H205V90H202ZM249 87H248V88H249ZM253 87H254V86H253ZM253 87H252V89H253ZM259 87H260V84H259ZM259 87H256V88H259ZM263 87H264V86H263ZM94 88H95V87H94ZM250 88H251V87H250ZM261 88H262V86H261ZM172 89H173V87H172ZM200 89L202 90V92H204V94L201 92ZM218 89H219V88H218ZM252 89H251V91H252ZM259 89H260V88H259ZM86 90H87V89H86ZM158 90H159V89H158ZM179 90H180V89H179ZM188 90H187V91H188ZM243 90H244V89H242V91H243ZM75 91H76V90H75ZM87 91H88V90H87ZM117 91H118V90H117ZM130 91H131V90H130ZM245 91H246V90H245ZM245 91H243V93H244V94H243V97H244V98H245V96H246V95H245L246 92H248V93L251 92V91L249 92V89H248L246 92H245ZM256 91H257V92H256ZM260 91H261V90H260ZM70 92H71V91H70ZM82 92H83V91H82ZM85 92H86V91H85ZM225 92H224V93H225ZM255 92L258 93L259 90H256V89H255ZM255 92H254V94L256 95ZM262 92L264 93V90H263ZM262 92H261V93H262ZM80 93H81V91H80ZM100 93H101V92H100ZM102 93H103V92H102ZM131 93H132V92H131ZM184 93H185V92H184ZM224 93H222V94H223V95H227V94H224ZM252 93H253V92H252ZM82 94L84 95V93H82ZM119 94H120V93H119ZM125 94H126V93H125ZM207 94H209V92H208ZM216 94H217V93H216ZM218 94H217V95H218ZM254 94H253V95H254ZM70 95H71V94H70ZM75 95H76V94H74V96H75ZM79 95H80V94H78L77 96H79ZM93 95H94V94H93ZM134 95H135V94H134ZM209 95H212V94H209ZM230 95H231V94H229L228 96H230ZM232 95H233V94H232ZM258 95H259V94H258ZM260 95H261V94H260ZM74 96L72 95V98H73ZM100 96H101V95H100ZM103 96H104V95H103ZM182 96H183V95H182ZM220 96H221V94L218 95L217 98L219 99ZM263 96H264V94H263ZM263 96H260L259 99L262 98V99L264 100ZM214 97H215V96H214ZM221 97H222V96H221ZM221 97H220V98H221ZM226 97H227V96H226ZM226 97H225V98H226ZM233 97H235V95H234ZM233 97H231V100L234 102V100L232 99ZM243 97H242V99H244ZM89 98H90V97H89ZM96 98H97V97H96ZM154 98H156V97H154ZM182 98H183V97H182ZM202 98H203V99H202ZM212 98H213V95H212ZM240 98H241V96H240ZM246 98H247V97H246ZM179 99H180V98H179ZM179 99H178V100H179ZM183 99H184V98H183ZM214 99H215V98H214ZM227 99H228V97H227ZM234 99H235V101H237V100H236V97H235ZM238 99H239V98H238ZM255 99L258 100L257 97L254 98V101H256ZM204 100H203V101H204ZM208 100H209V99H208ZM210 100H211V99H210ZM219 100H220V99H219ZM219 100H218V101H219ZM246 100H247V101H244V102L249 103V101H250V94H249V99H246ZM252 100H253V98H252ZM89 101H90V100H89ZM94 101H95V100H94ZM100 101H102V100H100ZM109 101H110V100H109ZM123 101H124V100H123ZM126 101H127V100H126ZM161 101H162V99H161ZM203 101H202V102H203ZM213 101L215 102V100H213ZM213 101H210V102H213ZM218 101H216L217 104H218ZM225 101H227V100H225ZM242 101H243V100H242ZM258 101H260V100H258ZM258 101H257V102H258ZM154 102H155V101H154ZM158 102H159V101H158ZM178 102H179V101H178ZM186 102H185V105H187ZM202 102H201V103H202ZM219 102L222 104V103H223V102H222V99H221V101H219ZM228 102H229V99H228ZM244 102H243V104H244ZM250 102H251V101H250ZM257 102H255V103H257ZM92 103H93V102H92ZM108 103H109V102H108ZM151 103H152V102H150L149 104H151ZM198 103H199L200 105H198V109H195V106L197 107V104H198ZM205 103H207V101H205ZM216 103H215V104H216ZM238 103H240V102H238ZM262 103H263V102H262ZM97 104H98V103H97ZM100 104H101V103H100ZM203 104H204V103H203ZM211 104H212V103H211ZM215 104H212V105L214 106ZM227 104H228V103H227ZM231 104H232L231 107H234V106H235L234 109H236V105H238V104H236V102H235L236 105H233L234 103H229L228 106H230ZM240 104H242V103H240ZM257 104H258V103H257ZM118 105H120V104H118ZM138 105H139V104H138ZM183 105H184V104H183ZM206 105L208 106L209 104H206ZM218 105L220 106V104H218ZM225 105H226V102H225ZM262 105H264V104H261V107H263ZM95 106H96V105H95ZM95 106H94V107H95ZM105 106H106V105H105ZM146 106H147V105H146ZM193 106H194V109H195V110L193 109ZM202 106H203V105H202ZM213 106H212V108H213ZM223 106H224V105H223ZM238 106H239V108H240L241 105H238ZM242 106H243V105H242ZM244 106H246V104H245ZM247 106H248V105H247ZM247 106H246V107H247ZM119 107H120V106H119ZM122 107H123V106H122ZM129 107H130V106H129ZM143 107H144V106H143ZM174 107H175V106H174ZM179 107H180V106H179ZM199 107H200V108H199ZM205 107H206V106H205V104H204V106H203L202 109H204ZM215 107H216V105H215ZM217 107H218V106H217ZM104 108H105V107H104ZM104 108H103V109H104ZM115 108H116V107H115ZM159 108H160V107H158V109H159ZM225 108H226V107H225ZM225 108H224V109H225ZM247 108H248V107H247ZM84 109H85V107H84ZM160 109H161V108H160ZM162 109H163V108H162ZM177 109H178V108H177ZM213 109H214V108H213ZM213 109H210V110L213 111ZM217 109H218V108H217ZM226 109H228V107H227ZM229 109H230V108H229ZM229 109H228V110H229ZM232 109H233V108H232ZM242 109H244V108H242ZM251 109H252V108H251ZM251 109L249 108V111H250ZM253 109H254V108H253ZM255 109H256V111H254V112H257V111H258L257 108H255ZM118 110H119V109H118ZM129 110H130V109H129ZM179 110H180V109H179ZM181 110H182V109H181ZM196 110L199 111V112H196ZM206 110H208V109H206ZM214 110H215V109H214ZM219 110H221V108H219ZM219 110H217V111H219ZM230 110H231V109H230ZM230 110H229V111H230ZM239 110H241V108L238 109L237 111H239ZM244 110H245V109H244ZM260 110H262V109H260ZM92 111H93V110H92ZM107 111H108V110H107ZM157 111H158V110H157ZM202 111H204V110H202ZM212 111H211V112H212ZM222 111H223V109H222ZM226 111H227V110H226ZM234 111H235V110H234ZM247 111H248V109H247ZM119 112H120V111H119ZM158 112H159V111H158ZM160 112H161V111H160ZM204 112H206V111H204ZM207 112H208V111H207ZM220 112H221V111H220ZM108 113H109V112H108ZM129 113H130V112H129ZM180 113L182 114V111H181ZM201 113H202V112H201ZM201 113H200V114H201ZM214 113H217V112H214ZM222 113H224V112H222ZM228 113L231 114V111L228 112ZM232 113H234V115H235V112H232ZM246 113H247V112H246ZM251 113H252V112H251ZM251 113L249 114V112H248L249 115H251ZM153 114H155V113H153ZM181 114H180V115H181ZM200 114H199V115H200ZM211 114H213V113H211ZM243 114H244V112H243ZM85 115H86V114H85ZM110 115H111V114H110ZM132 115H133V114H132ZM176 115H178V114H176ZM180 115H179V116H180ZM217 115H218V114H217ZM219 115H220V113H219ZM219 115H218V116H219ZM224 115H225V113H224ZM226 115H227V113H226ZM241 115H242V114H241ZM241 115H240V116H241ZM112 116H113V115H112ZM136 116H137V115H136ZM153 116H154V115H153ZM201 116H202V115H200V117H201ZM206 116L209 117L210 114H209V116H208V115H206ZM206 116H205V113H204V117H205V118H203L204 121H205V119L207 118ZM212 116H213V115H212ZM218 116L215 117V115H214L213 117L218 118ZM247 116H248V115H247ZM247 116H246L243 120H241V118L239 117L238 121H239V120H241V121H245V119L248 118ZM255 116H256V113H255ZM255 116H253V117H255ZM128 117H129V116H128ZM131 117H132V116H131ZM147 117H148V116H147ZM150 117H151V116H150ZM195 117H196L197 120L195 119ZM200 117H199V118H200ZM202 117H203V116H202ZM202 117H201V118H202ZM221 117H223V115H221V116L218 118V119H220V121H221ZM237 117H238V116H235V118H237ZM241 117H242V116H241ZM243 117H244V116H243ZM251 117H252V115H251ZM256 117H258V116H256ZM262 117H263V116H262ZM107 118H108V117H107ZM109 118H110V117H109ZM133 118H134V117H133ZM133 118H132V119H133ZM141 118H142V117H141ZM144 118H145V117H144ZM210 118H211V116H210ZM225 118H226V117H225ZM231 118H232V117H231ZM249 118H250V117H249ZM249 118H248V120H250ZM172 119H173V118H172ZM212 119H213V118H212ZM212 119H211V120H212ZM222 119H223V118H222ZM254 119H255V118H254ZM254 119L252 118L253 121H254ZM256 119H259V118H256ZM73 120H74V119H73ZM158 120H159V119H158ZM200 120H201V119H200ZM226 120H228V119H226ZM234 120H235V119H234ZM236 120H237V119H236ZM260 120H261V119H260ZM260 120H258V121H260ZM263 120H264V118H263ZM74 121H75V120H74ZM133 121H135V120H133ZM144 121H146V120H144ZM144 121H143V122H144ZM177 121H178V120H177ZM179 121H182V119L179 120ZM201 121H202V120H201ZM204 121H202V122H203L202 125H204ZM207 121H209V120H207ZM214 121L217 123L216 120H214ZM214 121H212L211 123H210V121H209L208 123L213 124ZM222 121H223V120H222ZM222 121H221V122H222ZM229 121L233 123V118L230 119ZM246 121H247V120H246ZM246 121H245V122H246ZM258 121H257V122H258ZM135 122H136V121H135ZM160 122H161V121H160ZM175 122H176V121H175ZM223 122H225V120H224ZM234 122L237 124L236 121H234ZM250 122H251V120H250L248 123H250ZM261 122H262V120H261ZM138 123H139V122H138ZM161 123H162V122H161ZM177 123H178V122H177ZM180 123H181V122H180ZM206 123H207V122H206ZM208 123H207V124H208ZM216 123H214L213 125H215ZM225 123L227 124L228 122H225ZM225 123H224V124L221 123V124H223V125L225 126ZM240 123H241V124H239V126L243 124V122H240ZM246 123H247V122H246ZM253 123H255V121H254ZM253 123H252V125H253ZM263 123H264V121H263ZM263 123H262V124H263ZM88 124H89V123H88ZM90 124H91V123H90ZM123 124H124V123H123ZM131 124H132V123H131ZM175 124H176V123H175ZM200 124H201V123H200ZM221 124H220V122H218V124H217L218 127H220L219 125H221ZM230 124H231V123H230ZM244 124H245V123H244ZM250 124H251V123H250ZM259 124H260V123H259ZM71 125H72V124H71ZM127 125H128V124H127ZM135 125H136V123H135ZM161 125H162V124H161ZM165 125H166V124H165ZM170 125H171V124H170ZM184 125H185V126H184ZM202 125H201V126H202ZM228 125H229V123H228ZM232 125H233V124H231V126H232ZM234 125H235V124H234ZM245 125H247V124H245ZM248 125H249V124H248ZM260 125H261V124H260ZM106 126H107V125H106ZM132 126H133V125H132ZM137 126H138V124H137ZM137 126H136V127H137ZM153 126H154V124H153ZM180 126H181V125H179V128L176 129L177 131H178L179 129H181ZM194 126H195V125H194ZM199 126H200V125H199ZM201 126H200V130H203V129H201ZM224 126H223V127H224ZM226 126H227V125H226ZM226 126H225V127H226ZM229 126H230V125H229ZM237 126H238V125H237ZM257 126H258V124H257ZM262 126H263V125H261V126H259V127L261 128ZM93 127H94V126H93ZM155 127H156V126H155ZM167 127H168V126H167ZM196 127H197V126H196ZM206 127H207V125L205 126V128H206ZM213 127L215 128V126H213ZM218 127H217V128H218ZM221 127H222V125H221ZM225 127H224V128H225ZM227 127H228V126H227ZM243 127H244V125H243ZM243 127H242V128H243ZM101 128H102V127H101ZM104 128H105V127H104ZM133 128H134V127H133ZM140 128H141V127H140ZM149 128H150V127H149ZM176 128H177V127H176ZM224 128H223V131L228 129V128H226V129H224ZM230 128H231V127H230ZM230 128H229V129H230ZM252 128H254V126H253ZM255 128H257V127H255ZM255 128H254V129H255ZM260 128H259V129H260ZM71 129H72V128H71ZM135 129H136V128H135ZM144 129H145V128H144ZM235 129H236V131H237V132H236V131H235V132L239 134V132L241 131V130H240L241 128H240V129H239V128H235ZM123 130H124V129H123ZM132 130H133V129H132ZM195 130L197 131V129H194V130L192 129V130H191L192 134H193V132H195ZM218 130H219V129H217V132H219ZM220 130H222V129L220 128ZM232 130H233V127H232ZM232 130H231V133L233 132V134H234V130H233V131H232ZM238 130H240V131L238 132ZM251 130H252V129H251ZM255 130H256V129H255ZM257 130H258V129H257ZM72 131L74 132V129H73ZM101 131H102V130H101ZM137 131H138V130H137ZM141 131H142V130H141ZM141 131H140V133H141ZM153 131H154V130H153ZM189 131H190V130H189ZM204 131H205V130H204ZM223 131H222V133H223ZM227 131H228V130H227ZM253 131H254V130H253ZM260 131H261V132L264 131V130H263V127H262V130L260 129L259 131H256L257 134H258V132H260ZM78 132H80V131L78 130ZM142 132H143V131H142ZM160 132H161V131H160ZM170 132H171V131H170ZM185 132H186V131H185ZM202 132H203V131H202ZM213 132H214V131H213ZM225 132H226V131H225ZM229 132H230V131H228L227 133H229ZM74 133H75V132H74ZM99 133H100V132H99ZM121 133H122V132H121ZM175 133H176V132H175ZM189 133H190V132H189ZM189 133H188V134H189ZM198 133H199V132H198ZM219 133H220V132H219ZM240 133H241V132H240ZM253 133L255 134V131H254ZM253 133H252V134H253ZM263 133H264V132H263ZM263 133H262V134H263ZM96 134H97V133H96ZM127 134H128V133H127ZM194 134L197 135L196 132H195ZM204 134L206 135L207 133H204ZM204 134H203V135H204ZM257 134H256V136H257ZM74 135H75V134H74ZM80 135H81V132H80ZM98 135H99V134H98ZM120 135H121V134H120ZM124 135H125V134H124ZM135 135H136V134H135ZM139 135H141V134H139ZM183 135H184V134H183ZM189 135H191V133H190ZM211 135H212V133H211ZM230 135H232V134H230ZM235 135H237V134H235ZM235 135H234V136H235ZM75 136H77V132H76V135H75ZM193 136H194V135H193ZM206 136H207V135H206ZM253 136H255V135H253ZM259 136H260V135H259ZM78 137H79V136H78ZM78 137H76V139H78ZM120 137H121V136H120ZM120 137H119V138H120ZM173 137H174V136H173ZM183 137H185V136H183ZM186 137H187V139H188V136H187V135H186ZM201 137H202V135H201ZM201 137H197V138H201ZM204 137H205V136H204ZM207 137H209V134H208ZM236 137H237V136H236ZM260 137H261V136H260ZM262 137H263V136H262ZM79 138H81V136H80ZM122 138H123V137H122ZM138 138H139V137H138ZM148 138H149V137H148ZM171 138H172V137H171ZM191 138H193V137H191ZM191 138H190V142H189V143L192 145L191 142H193L194 140L192 139V141H191ZM194 138H196V137L194 136ZM228 138L230 139L229 136H228ZM233 138H234V137H233ZM253 138H255L256 141H257V139H259L258 136H257V138H256V137H253ZM253 138H252V139H253ZM263 138H264V137H263ZM74 139H75V137H74ZM74 139H72V142H73V143L75 142ZM127 139H128V138H127ZM129 139H130V138H129ZM178 139H179V138H178ZM184 139H185V138H184ZM187 139H186V141L189 140V139H188V140H187ZM205 139H206V137H205ZM205 139L201 138V140H204V141H205ZM207 139H208V138H207ZM260 139H262V138H260ZM80 140H81V139H80ZM176 140H177V139H176ZM195 140H196V139H195ZM197 140L199 141V139H197ZM201 140H200V141H201ZM230 140H231V139H230ZM146 141H147V140H146ZM150 141H151V140H150ZM180 141H181V140H180ZM207 141H208V140H207ZM207 141H206V142H207ZM226 141H227V139H226L224 142H226ZM258 141H259V140H258ZM258 141H257V142H258ZM263 141H264V139L262 140V143H263ZM202 142H203V141H202ZM202 142H200V144H201ZM208 142H209V141H208ZM224 142H223V143H224ZM260 142H261V140H260L259 143H258L259 145H260ZM75 143H76V142H75ZM75 143H74V144H75ZM78 143H79V142H78ZM140 143H141V142H140ZM175 143H176V141H175ZM187 143H188V142H186V146H187ZM193 143H194L193 146H190V144H189V147H188V148H190V147H191V148H194L196 142L194 141ZM204 143H205V142H204ZM76 144H77V143H76ZM125 144H126V143H125ZM131 144H132V143H131ZM171 144H172V143H171ZM200 144H199V146L202 147V145H200ZM202 144H203V143H202ZM206 144H207V143H206ZM206 144H205V145H206ZM258 144H257V145H258ZM141 145L143 146V144H141ZM150 145H151V144H150ZM178 145H179V144H178ZM203 145H204V144H203ZM205 145H204V146H205ZM209 145H210V144H209ZM224 145H225V146L228 145L227 147L230 149L229 144L225 143ZM257 145H256V146H257ZM259 145H258V146H259ZM262 145H264V143H263ZM262 145H261V146H262ZM72 146H74V145H72ZM182 146H183V145H182ZM196 146H197V145H196ZM199 146H198L197 148H199ZM212 146H213V144H212ZM221 146H223V145H221ZM242 146H244V145H242ZM138 147H139V146H138ZM151 147H152V146H151ZM174 147H175V146H174ZM178 147H179V146H178ZM207 147L210 148L211 145L208 146V144H207L206 148H207ZM245 147H246V146H245ZM249 147H251V146L249 145ZM154 148H155V147H154ZM154 148H153V149H154ZM181 148H182V147H181ZM188 148H186V149L188 150ZM213 148H214V147H212V149H213ZM223 148H224V147H223ZM225 148H226V147H225ZM225 148H224V150H225ZM116 149H117V148H116ZM129 149H130V148H129ZM146 149H147V148H146ZM146 149H145V150H146ZM200 149H201L200 151L203 152L202 149L204 150L205 147H204V148H200ZM239 149H241V148H239ZM242 149L245 150L244 148H242ZM260 149H261V148H260ZM262 149H263V148H262ZM262 149H261V150H257V149H256V150H255V151H256V154L259 155V154L262 152ZM93 150H94V149H93ZM124 150H125V149H124ZM142 150H143V149H142ZM147 150H148V149H147ZM174 150H175V149H174ZM249 150H250V149H249ZM252 150H253V149H252ZM263 150H264V149H263ZM73 151H74V150H73ZM132 151H133V150H132ZM194 151H195V150L189 149V153H190V155L187 154L188 151L186 152V154L188 155L187 160H188V161L190 162V164L192 165V166L187 165V166H189V167H188L189 169H188V168H187V169H188V171L191 170L192 172H194V173L196 174V176H197V174H198V176H197L198 178H196V179H197V182H198L197 184H199L200 181H201V177H202L201 174H203L204 171H205L206 169L204 168V164L202 165V163H200V162H201L202 160H204V159L199 160V164L203 166V169H205V170H203V171L201 170L202 168L200 167V165H197V164L195 163V159H197V158H195V156H196L195 152H196V151H195V152H194ZM229 151H231V150H229ZM232 151H233V150H232ZM235 151H236V150H235ZM247 151H248V150H247ZM247 151H246V152H247ZM74 152H75V151H74ZM76 152H77V151H76ZM145 152H146V151H145ZM145 152H144V153H145ZM171 152H172V151H171ZM171 152H170V154H171ZM201 152H200V154H202ZM205 152H206V151H205ZM205 152H204V153H205ZM224 152L227 153V148H226V151H224ZM240 152H241V151H239V153H240ZM242 152H243V151H242ZM242 152H241V153H242ZM246 152H245V153H246ZM259 152H260V153H259ZM149 153H150V152H149ZM153 153H154V152H153ZM175 153H176V152H175ZM198 153H199V152H198ZM236 153H238V151H236ZM239 153H238V155H239ZM243 153H244V152H243ZM243 153H242V154H243ZM250 153H251V150H250ZM262 153L264 154V152H262ZM262 153H261V154H262ZM126 154H127V153H126ZM138 154H140V153H138ZM146 154H147V153H146ZM150 154H151V153H150ZM172 154H173V152H172ZM194 154H195V155H194ZM229 154H230V152L227 153V155H229ZM242 154H241V155H242ZM254 154H255V152L252 151V154H250L249 156L252 158V156H253ZM261 154H260L259 158L262 157V158L264 159V157H263L264 155H261ZM129 155H130V154H129ZM154 155H155V154H154ZM175 155H176V154H175ZM187 155H186V157H187ZM232 155H233V153H232ZM235 155H236V154H235ZM244 155H245V154H244ZM244 155H243V156H244ZM84 156H85V154H84ZM151 156H152V155H151ZM151 156H150V157H151ZM230 156H231V155H229L228 158H229ZM245 156H246V155H245ZM245 156H244V157H245ZM199 157H200V156H198V159H199ZM202 157H203V155H202ZM244 157H243V158H244ZM80 158H81V157H80ZM152 158H153V157H152ZM243 158L241 159L240 163H238L239 165L243 163V162H242ZM247 158H248V156H246V157L244 158V159H245V162H244L243 164L246 163ZM259 158H258V160H259ZM262 158H260V159H261L260 161H263ZM87 159H88V158H87ZM125 159H126V158H125ZM178 159H179V158H178ZM200 159H201V158H200ZM231 159H232L233 161L235 160L233 157H230V160H231ZM236 159H238V158H236ZM256 159H257V158H256ZM256 159H254V157H253V158H252V161L255 160V162H257ZM185 160H186V159H185ZM230 160H228L227 162H229V163L231 164L232 161L230 162ZM249 160H251V159L249 158ZM79 161H80V160H79ZM124 161H125V160H124ZM148 161H150V160H148ZM172 161H173V160H172ZM188 161H187V163H186V161H185V164H188ZM204 161H205V160H204ZM80 162H81V161H80ZM87 162H88V161H87ZM91 162H92V161H91ZM151 162H152V161H151ZM196 162H197V161H196ZM236 162H238V160H237ZM247 162H248V164H249V163H253V162H251V161H250V162L247 161ZM74 163L76 164V161H75ZM142 163H143V162H142ZM145 163H146V162H145ZM229 163H228V164H229ZM232 163H233V162H232ZM263 163H264V162H263ZM149 164H150V163H149ZM165 164H166V163H165ZM205 164H206V162H205ZM230 164L227 165V167L230 168V166H231ZM234 164L236 165L237 163H233V166H234V167H233V170L230 168V169L232 170V172H234V168H235V165H234ZM243 164H242V165H243ZM253 164H254V163H253ZM255 164H256V163H255ZM255 164H254V167H255ZM77 165H78V164H76V166H77ZM136 165H137V164H136ZM158 165H159V164H158ZM162 165H163V164H162ZM208 165H209V164H208ZM208 165H207V168L209 169V167H210L211 165H210L209 167H208ZM249 165H250V164H249ZM78 166H79V165H78ZM78 166H77L76 168H79ZM205 166H206V165H205ZM237 166H238V165H237ZM250 166H252V165H250ZM262 166L264 167V164H263ZM144 167H145V166H144ZM150 167H151V166H150ZM213 167H214V166H213ZM231 167H232V166H231ZM239 167H240V166H238V168H239ZM243 167H244V165H243ZM247 167H249V166H247V164H246V167H244V170H246ZM263 167H262V170H264ZM116 168H117V167H116ZM146 168H147V167H146ZM164 168H165V167H164ZM218 168H219V167H218ZM223 168H224V167H223ZM92 169H93V168H92ZM94 169H95V168H94ZM162 169H163V168H162ZM175 169H176V168H175ZM227 169H228V168H227ZM227 169H226V170H225V168H224V170L222 169L223 171H226L225 173H223V172H222V173H223V174L229 173V172H227V171H229L230 169H228V170H227ZM76 170H77V169H76ZM113 170H114V168H113ZM211 170H212V169H211ZM213 170H214V168H213ZM216 170H218V169L215 167V171H216ZM219 170H220V168H219ZM254 170H255V169H254ZM256 170H257V169H256ZM151 171H152V170H151ZM162 171H163V170H162ZM169 171H170V170H169ZM171 171H172V170H171ZM215 171L213 172V174H214V173L216 174V172H218V171H216V172H215ZM235 171H236V169H235ZM242 171H243V170H242ZM246 171H248V170H246ZM155 172H156V171H155ZM186 172H187V170H186ZM202 172H203V173H202ZM208 172H209V170H207L206 175L208 174ZM237 172H238V173H237ZM237 172H235V174L237 173V175H238L241 171L239 172V171L237 170ZM259 172H261V170L258 169V174H259ZM74 173H75V172H74ZM76 173H77V171H76ZM152 173H153V172H152ZM190 173H191V172H190ZM261 173H262V172H261ZM111 174H112V173H111ZM150 174H151V172H150ZM191 174H193V173H191ZM204 174H205V173H204ZM204 174H203V175H204ZM209 174L211 175V171H210ZM209 174H208V176L210 177ZM213 174H212V176H213ZM218 174L220 175V177L217 176V177H218V180H217V178H216V175H214L216 181H215L214 179H211V178L209 179V178H207V176L205 175V176H203V177H206V178L208 179V181L211 180L210 182L207 181V182H208L207 184H205V183H204L205 181H204L203 183H204L205 185H204V184L202 185V184L200 183L201 185H191L192 187H190V188L187 186V187L189 188V190H188L189 192L187 191V194H189V196L192 197V199H193L192 201H194V199H195V200H199V199L205 198V199H208V200H209V202H210L209 204H211V205H214V204L217 203V202H219V203L222 202V201L218 200V199H220V198H217V196L219 195L218 193L220 192L221 188H224L225 186L229 187V184H228L227 181H224V180L222 179L223 177H221V176H223V174L221 175V173H219V172H218ZM229 174H230V173H229ZM233 174H234V173H233ZM74 175H75V174H74ZM144 175H145V174H144ZM189 175H190V174H189ZM237 175H236V176H237ZM261 175H262V174H261ZM71 176H72V175H71ZM114 176H115V175H114ZM114 176H113V177H114ZM117 176H118V178H119V175H117ZM146 176H148V175H146ZM164 176H165V175H164ZM173 176H174V175H173ZM193 176H195V175L193 174ZM228 176H229V175H227V177H228ZM236 176H235V177H236ZM242 176H244V175H242ZM246 176H247V175H246ZM103 177H104V176H103ZM107 177H108V176H107ZM107 177H106V179H105V177H104L105 181L107 180ZM115 177H116V176H115ZM166 177H167V176H166ZM188 177H190V176H188ZM225 177H226V176H225ZM235 177H234V179H236ZM239 177H240V176H239ZM239 177H238V178H239ZM262 177H263V176H261V178H262ZM212 178H214V177H212ZM228 178L230 179V177H228ZM73 179H74V177H73ZM142 179H143V178H142ZM174 179H175V178H174ZM174 179H173V180H174ZM189 179H190V178H189ZM189 179L187 178V180H189ZM192 179H193V178H192ZM192 179H191V181H192ZM194 179H195V178H194ZM232 179H233V177H231V180H230V181H229L227 178H226L225 180H228L229 183H230L231 181H233ZM239 179H240V178H239ZM241 179L244 180V181L246 180L245 178H241ZM203 180H205V179L203 178L202 181H203ZM242 180H241L242 185H243V184H246V181H245V183H243L244 181L242 182ZM262 180H263V179H262ZM75 181H76V180H75ZM130 181H131V180H130ZM191 181H190V182H191ZM202 181H201V182H202ZM235 181H236V180H235ZM78 182H79V181H76L75 184H73L71 187H73L74 189H76V187H77L78 184H79ZM108 182H109V181H108ZM137 182H138V181H137ZM167 182H168V180H167ZM170 182H171V181H170ZM193 182L195 183L196 180L193 181ZM238 182L240 183V181H238ZM238 182H237V184H238ZM72 183H74V181H73ZM111 183H112V182H111ZM232 183H233V182H231V185H230V186H232ZM241 183H240V185H241ZM249 183H250V182H249ZM249 183H248V184H249ZM256 183H257V182H256ZM102 184H103V183H102ZM102 184H100V185H102ZM129 184H130V183H129ZM143 184H144V183H143ZM188 184H190V183H188ZM235 184H236V183H234V185H235ZM106 185H107V184H106ZM165 185H166V184H165ZM170 185H171V184H170ZM186 185H187V183H186ZM240 185H239V186H240ZM252 185H253V184H252ZM129 186H130V185H129ZM145 186H146V185H145ZM246 186L248 187V185H246ZM249 186H250V185H249ZM98 187H99V186H98ZM100 187H101V186H100ZM105 187H106V186H105ZM120 187H121V185H120ZM149 187H150V186H149ZM160 187H161V186H160ZM172 187H173V186H172ZM187 187H185V188L187 189ZM227 187H226V188H227ZM235 187H237V185H235L233 188H235ZM241 187H242V186H241ZM241 187H239V188H241ZM243 187H244V186H243ZM101 188H103V186H102ZM118 188H119V187H118ZM226 188H225V189H226ZM237 188H238V187H237ZM115 189H116V188H115ZM158 189H159V187H158ZM208 189L211 191V193H210V192L208 193ZM230 189H232V187H231ZM235 189H236V188H235ZM235 189H234V190H235ZM242 189H243V188H242ZM248 189H251V188L248 187ZM252 189H253V188H252ZM72 190H73V189H72ZM97 190H98V189H96V191H97ZM102 190H103V189H102ZM102 190H101V191H102ZM131 190H132V189H131ZM156 190H157V188H156ZM179 190H180V189H179ZM218 190H219V192H218ZM234 190H233V192H235ZM236 190H237V189H236ZM244 190H245V187H244ZM70 191H71V190H70ZM73 191H74V190H73ZM73 191H72V192H73ZM96 191H95V192H96ZM181 191H184V190H181ZM181 191H180V192H181ZM223 191H224V190L222 189V192L220 193V194H221V197H223V196H222ZM229 191H230V190H229ZM238 191H241V190L238 189ZM249 191H251V190H249ZM249 191L245 190V192H244V191H241V192H242V194H243V192H244V193L246 194L245 197H247V196H248L247 193L250 194ZM97 192H98V191H97ZM97 192H96V194H97ZM105 192H106V191H105ZM184 192H185V191H184ZM225 192H226V190H225ZM225 192H224V193H225ZM227 192H228V189H227ZM231 192H232V191H231ZM107 193H108V192H107ZM156 193H157V192H156ZM156 193H155V194H156ZM235 193H236V192H235ZM94 194H95V193H94ZM141 194H142V193H141ZM148 194H149V193H148ZM161 194H162V193H161ZM182 194H183V193H182ZM182 194H180V197H181ZM184 194H185V193H184ZM187 194H186V195H187ZM228 194H229V193H228ZM228 194L226 193V195H227V199H228ZM101 195H102V194L99 193L98 196H97V195H96V197L93 196V197H95V199H94V200L92 199V202H91V203H90V202L88 203V201H87V203H88V205H86V207L88 208V209H87V210H88L87 214H88L89 212H91V214H92V212H93V214H94V212L97 214V213L100 211V209L103 210V208H100L101 206H104V209H105V206L107 207V205L110 204V201L108 202V200H107V202L104 203V205H101L100 199L103 197V196H101ZM232 195H233V194H232ZM236 195H237V193H236ZM250 195H251V194H250ZM250 195H249V199H250V202H251L252 200H251V198H250ZM106 196H107V195H106ZM106 196H105V197H106ZM156 196H157V195H156ZM182 196H183V195H182ZM234 196H235V195H234ZM142 197H143V196H142ZM193 197H194V198H193ZM225 197H226V196H225ZM229 197H231L230 194H229ZM238 197H239V196H238ZM241 197H242V195H241ZM243 197H244V195H243ZM251 197H254V196L251 195ZM103 198H104V197H103ZM107 198H108V196H107ZM107 198H106V199H107ZM154 198H155V197H154ZM165 198H166V197H165ZM181 198H185V197H181ZM188 198H189V197H188ZM236 198H237V197L235 196L234 199H232V198H230V199L233 200V201H238V200H235ZM262 198H263V197H262ZM104 199H105V198H104ZM140 199H141V198H140ZM143 199H144V198H143ZM143 199H142V200H143ZM156 199H158V198H155V201H156ZM161 199H162V198H161ZM222 199H223V201H224V198H222ZM227 199H226V200H227ZM238 199H239V198H238ZM240 199H241V198H240ZM240 199H239V200H240ZM249 199H248V200H249ZM252 199H253V198H252ZM254 199H255V197H254ZM90 200H91V199H90ZM163 200H164V199H163ZM181 200H182V199H181ZM186 200H188L187 197H186ZM189 200H190V199H189ZM208 200H207V202H208ZM231 200H230V202H232ZM242 200H243V202H241V203L243 204L245 200H244V198H243ZM255 200H256V199H255ZM255 200H254V201H255ZM260 200H261V199H259L258 201L260 202ZM101 201H104V200L101 199ZM165 201H166V200H165ZM178 201H179V200H178ZM201 201H202V200H201ZM201 201H200V204H199L200 206H201V204H202ZM228 201H229V200H227V203H228ZM147 202H148V201H147ZM159 202H160V201H159ZM170 202H171V201H170ZM179 202H180V201H179ZM195 202H196V201H194V204H195ZM197 202H198V201H197ZM197 202H196V203H197ZM255 202H256V201H255ZM85 203H86V202H85ZM111 203H113V202H111ZM115 203H117V202H115ZM123 203H124V202H123ZM123 203H122V204H123ZM136 203H137V202H136ZM181 203H182V202H181ZM186 203H187V202H186ZM188 203L190 204V202H188ZM198 203H199V202H198ZM198 203H197V204H198ZM219 203H218V205H220ZM222 203H223V202H222ZM224 203H225V202H224ZM239 203H240V202H239ZM239 203H237V204H239ZM252 203H253V201L251 202V205H252ZM113 204H114V203H113ZM137 204H139V203H137ZM182 204H184V203H182ZM189 204H186V205L188 206ZM191 204H192V203H191ZM203 204H205V206H207V205H206V204H207V203H206V200H205V203H203ZM203 204H202V206H204ZM209 204H208V205H209ZM231 204H232V203H231ZM231 204H230V206H231ZM234 204H235V202H233V206H234ZM242 204H241V205H242ZM98 205H99V208H100V209L97 207ZM111 205H112V204H111ZM114 205H115V204H114ZM118 205H119V204H118ZM153 205H156V202H155ZM184 205H185V204H184ZM199 205H198V206H199ZM215 205H217V204H215ZM224 205L226 206V204H224ZM235 205H236V204H235ZM249 205H250V203H249ZM249 205H248L247 207H249ZM254 205H255V203H254ZM254 205H253V206H254ZM83 206H84V205H83ZM125 206H126V205H125ZM142 206H143V204H142ZM159 206H160V205H159ZM162 206H163V205H162ZM193 206H195V205H193ZM200 206H199V207H200ZM225 206L223 207L222 205H220V207H223V208H225ZM228 206H229V204H228ZM237 206H238V205H237ZM237 206H235V207L237 208ZM239 206H240V204H239ZM239 206H238V207H239ZM242 206H243V205H242ZM256 206H257V205H256ZM256 206H255V208H256ZM152 207H153V206H152ZM155 207H158V205L155 206ZM190 207L192 208V206H190ZM195 207H196V206H195ZM195 207H193V208H194V212H195ZM210 207H211V208H210V212H209V213H211V209H213L214 206H213V207L210 206ZM243 207H245V206H243ZM243 207L240 206L241 209H242ZM259 207H261V206H259ZM97 208L99 209L98 212L95 211V210H97ZM163 208H164V207H163ZM169 208H170V207H169ZM186 208H187V207H186ZM186 208H185V209H186ZM191 208L188 209L190 212H191ZM197 208H198V207H197ZM203 208H204V207H203ZM203 208H202V209H203ZM208 208H209V207H208ZM215 208H216V206H215ZM217 208L219 209V207H217ZM231 208H232V207H231ZM240 208H239V209H240ZM250 208H251V207H250ZM253 208H254V207H253ZM253 208H252L251 211L255 212V210H253ZM138 209H139V207H138ZM154 209H155V208H154ZM161 209H162V208H160V210H161ZM185 209H184V214L187 212V211H185ZM202 209L200 208L201 211H202ZM218 209H217V210H218ZM233 209H234V207L232 208V211H233ZM243 209H244V208H243ZM256 209H257V208H256ZM260 209H261V208H260ZM90 210H91V211H90ZM109 210H110V208H109ZM165 210H166V209H165ZM167 210H168V209H167ZM198 210H199V209H198ZM200 210H199V211H200ZM205 210H206V209H205ZM237 210H238V209H237ZM105 211H106V210H105ZM134 211H135V210H134ZM189 211H188V212H189ZM207 211H208V209H207ZM238 211H239V210H238ZM241 211H242V210H241ZM248 211H250V210H248ZM257 211H258V210H257ZM100 212H101V211H100ZM106 212H107V211H106ZM120 212H121V211H120ZM164 212H165V211H164ZM192 212H193V211H192ZM197 212H198V211H197ZM197 212H195V213L197 214ZM205 212H206V211H204V215H205V214H206V215L209 214V213H205ZM212 212H213V211H212ZM218 212H219V214H214V213H213L214 216H215V215H219V216H220V213L222 214V211H221V212L218 211ZM218 212H217V213H218ZM234 212H235V209H234ZM234 212H233V215H236V214L239 213V212L236 211L237 213L234 214ZM242 212H243V211H242ZM259 212H260V211H259ZM104 213H105V212H104ZM112 213H113V212H112ZM153 213H155V215L158 216V217H159V215L161 214V213L158 212V210H156V211L153 212ZM223 213H224V212H223ZM231 213H232V212H231ZM240 213H241V212H240ZM250 213H251V212H250ZM91 214H90V213L88 214V217H90V220H91V219L93 220L95 217H96V218H99V214H98L97 216L95 215V217H93V218H91ZM102 214H103V211H102V213H101V218L98 219V220H102L101 222L104 221V220L102 219V216H103ZM166 214H167V213H166ZM187 214H188V213H187ZM192 214H193V213H192ZM192 214H191V216H190L189 218H192V219H193L192 216H194V215H192ZM196 214H195V215H196ZM199 214H201V213H199ZM242 214L245 215V210H244V213H242ZM251 214L254 215V216H255V219H256L257 215H255V214H253V213H251ZM261 214H262V213H261ZM78 215H79V214H78ZM89 215H90V216H89ZM124 215H125V214H124ZM127 215H128V214H127ZM147 215H148V214H147ZM188 215H189V214H188ZM188 215H187V216H188ZM225 215H226V214H225ZM239 215H240V214H239ZM249 215H250V214H249ZM262 215H263V216H262V219L264 220V218H263V217H264V214H262ZM83 216H85V215H83ZM92 216H93V215H92ZM106 216H107V215H106ZM115 216H116V215H115ZM133 216H134V215H133ZM133 216H132V217H133ZM162 216H165V215H162ZM162 216H161V217H162ZM197 216H198V218H196V219H198V222H202L203 220L201 221V220H199V219H200L201 217H203V214L200 215V216H201L200 218H199V215H197ZM207 216H208V215H207ZM210 216L212 217V215H209L208 217H210ZM214 216H213V218H214ZM219 216L215 217V219H216V218L218 219ZM222 216H223V217H222ZM236 216H237V215H236ZM247 216H248V215L246 214L245 217H243V216H242V217L239 216V217H237V218H239L238 220L242 222L243 220H245V219L248 218ZM254 216H252L253 219H254ZM259 216H261V215H259ZM85 217H87V216H85ZM104 217H105V216H103V218H104ZM132 217H131V218H132ZM144 217H145V216H144ZM144 217H143V218H144ZM181 217H182V216H180L179 218H181ZM185 217H186V214H185ZM194 217H195V216H194ZM204 217H205V216H204ZM211 217H210V219H211ZM221 217L224 218V214H222ZM221 217H220V219H221ZM227 217H229V216H227ZM230 217H231V216H230ZM230 217H229V218H230ZM83 218H84V217H83ZM108 218H109V217H108ZM108 218H106V219H108ZM134 218H135V217H134ZM159 218H160V217H159ZM171 218H172V217H171ZM182 218H183V217H182ZM189 218H186L187 221H188ZM205 218H207V217H205ZM213 218H212V219H213ZM237 218H235V219H237ZM257 218H259V217H257ZM86 219H87V218H86ZM156 219H157V218H156ZM156 219H155V220H156ZM162 219H163V217H162ZM172 219H173V218H172ZM186 219H184V220L186 221ZM192 219H191V220H192ZM194 219H195V218H194ZM194 219H193V220H194ZM196 219H195V220H196ZM207 219H208V218H207ZM253 219H252V220H253ZM255 219H254L253 221H255ZM260 219H261V218H260ZM260 219H259V221H261ZM94 220L96 221V219H94ZM132 220H133V219H132ZM193 220H192V221H193ZM208 220H209V219H208ZM231 220H233V219L231 218ZM231 220H229V221H231ZM248 220H249V222L246 221L247 223L245 222L244 224L249 226V224H250V220H251V219H248ZM256 220H257V219H256ZM86 221H88V220H86ZM151 221H152V220H151ZM180 221L182 222L183 220H180ZM192 221H191V223H192ZM211 221H212V220H211ZM213 221H214V219H213ZM216 221H217V220H216ZM220 221H223V220H222V219H221V220H218V222H220ZM239 221H238V222H239ZM96 222H97V221H96ZM99 222H100V221H99ZM134 222H135V221H134ZM157 222H158V220H157ZM178 222H179V221H178ZM196 222H197V221H196ZM198 222L196 223L197 225H198ZM204 222H205V221H203V223H199V224H205ZM207 222H208V223H211V222H209V221H207ZM214 222H215V221H214ZM231 222H232V221H231ZM234 222H235V221H234ZM234 222H233V223H234ZM236 222H237V221H236ZM238 222H237V224H238V225H237V228H239V224H241L240 222H239V223H238ZM125 223H126V222H125ZM158 223H160V221H159ZM179 223H180V222H179ZM189 223H190V220H189L188 224H189ZM191 223L189 224L190 226H192ZM208 223H207L206 225H208ZM224 223H226V222H224ZM224 223L221 222L220 224L222 225V224H224ZM227 223H228V222H227ZM229 223H230V222H229ZM248 223H249V224H248ZM251 223H253V222L251 221ZM99 224H100V223H99ZM144 224H145V223H144ZM166 224H167V223H166ZM193 224H194V222H193ZM214 224H219V223H214ZM214 224H212V225L210 224L208 229H211V228L213 227ZM258 224H259V223H258ZM258 224L256 225V222H255L254 224H251V225L258 226V228H259V232H260V230H262V229H260V227H259L260 225H258ZM127 225H128V224H127ZM182 225H183V224H182ZM189 225H188V228H189ZM233 225L235 226V223H234ZM245 225H244V226H245ZM116 226H117V225H116ZM193 226H194V225H193ZM210 226H212V227H210ZM219 226H220V225H219ZM228 226H229V225H228ZM228 226H227V227H228ZM244 226H243V227H244ZM254 226H253V227H254ZM77 227H79V226H77ZM80 227H81V226H80ZM102 227H104V226H102ZM184 227H185V226H184ZM198 227H199V226H197V228H198ZM200 227H201V226H200ZM216 227H217V225H215L213 228H216ZM220 227H222V226H220ZM229 227L232 228L231 225H230ZM243 227H241V229H242ZM245 227H246V226H245ZM250 227H251V226H250ZM250 227H249V228H250ZM253 227H252V228H253ZM261 227H262V226H261ZM74 228H75V226H74ZM82 228H83V227H82ZM100 228H101V224H100ZM100 228H99V230H100ZM107 228H108V226H107ZM114 228H115V227H114ZM186 228H187V227H186ZM192 228H193V227H192ZM192 228H191V229H192ZM195 228H196V227H194L193 230H194ZM204 228H207V227H204ZM213 228H212V229H213ZM223 228H224V227H223ZM230 228H229V229H230ZM258 228H257V229H258ZM80 229H81V228H80ZM181 229H182V228H181ZM216 229H217V228H216ZM219 229H220V228H219ZM233 229H234V227H233ZM244 229H245V228H244ZM246 229H247V228H246ZM73 230H75V229H73ZM188 230H189V229H188ZM188 230H187V231H188ZM195 230H197V229H195ZM221 230H222V229H221ZM224 230H225V229H224ZM238 230H239V229H238ZM238 230H237V231H238ZM263 230H264V227H263ZM117 231H118V230H117ZM165 231H166V230H165ZM190 231H191V230H190ZM197 231H198V230H197ZM207 231H208V230H207ZM227 231H228V230H226V232H227ZM230 231H231V229L229 230V232H230ZM209 232H210V231H209ZM212 232H213V230H212ZM221 232H222V231H221ZM231 232H232V231H231ZM234 232H235V231H234ZM238 232H239V231H238ZM238 232H237V233H238ZM240 232H242V231L240 230ZM251 232H253V230H252ZM251 232H250V233H251ZM256 232H258V231L256 230ZM259 232H258V233H259ZM222 233H223V232H222ZM261 233H262V232H260L259 234H261ZM263 233H264V231H263ZM263 233H262V234H263ZM76 234H78V235L80 234V236H81V233L78 232V230H75V236H76ZM100 234H101V233H100ZM133 234H134V233H133ZM144 234H145V233H144ZM156 234H157V233H156ZM241 234H242V233H241ZM241 234H240V235H241ZM256 234H257V233H255V235H256ZM84 235H85V234H83V236H84ZM94 235H97V234H94V231H92V234H91L90 236L93 237ZM192 235H193V234H192ZM215 235H216V234H215ZM221 235H222V234H221ZM255 235L252 234V236H254V238H255ZM205 236H206V235H205ZM225 236H228V237L226 238V240L224 239V242L221 241V243H222V247L219 248V250H215L214 247H213V246H214L213 244H208V245H207V246H210V245H211V246L213 247V249H211V251L208 252V253H209V254L211 253V255H210L211 257H213V255H214V257H213L214 262H215V258H216L215 255H217V254H215V253H218V254L220 255L221 258H222V255H225V254H227L228 257L230 256V258H231V256H232L233 259L231 258V260H233V263H235V264H237L236 262H241V264H264V250H262V249H264V235H262V236H261V235H260V236H257V235H256L257 237H262L261 239L258 238V239L262 242V244H263L262 249H261V250L259 249V251H257L256 249H254V248H255V244H254V248H252V249H254V250H252L250 247H249V249H245V248L242 249L241 246H240V249H238V248H239L238 246L240 245V243L237 244V243H238L237 240H236V241H235V240H229L230 243H232V244H229V243L227 242V241H228L227 239L229 238L230 234H228V235L225 234ZM246 236H247V235H246ZM73 237H74V235H73ZM202 237H204V236H202ZM221 237H222V236H221ZM223 237H224V235H223ZM250 237H251V236H250ZM78 238L83 239L84 237H82V236L79 237V236H78ZM78 238H76V239L78 240ZM99 238H100V237H99ZM99 238H98V239H99ZM155 238H156V237H155ZM163 238H165V237H163ZM204 238H205V237H204ZM244 238H245V237H244ZM246 238H247V237H246ZM73 239L75 240V238H72V240H73ZM89 239H90V237H89ZM89 239H88V240H89ZM91 239H92V238H91ZM147 239H148V238H147ZM222 239H223V238H222ZM229 239H230V238H229ZM233 239H234V238H233ZM258 239H257V240H258ZM77 240H75V241H77ZM85 240L87 241L86 238H85ZM100 240H101V239H100ZM166 240H167V239H166ZM207 240H208V239H207ZM82 241H84V239H83ZM98 241H99V240H98ZM209 241L212 242L211 240H209ZM214 241H215V240H214ZM214 241H213V242H214ZM249 241H250V239H249ZM252 241L254 242L255 240L253 239ZM252 241H250V242H252ZM72 242H74V241H72ZM72 242H71V243H72ZM146 242H147V241H146ZM155 242H156V241H155ZM250 242H248V243H250ZM253 242H252V243H253ZM93 243H94V242H93ZM123 243H124V242H123ZM163 243H165V242H163ZM170 243H171V242H170ZM174 243H175V242H174ZM190 243H191V244L186 245V246H187L188 248H190V249H196V248H195V244H194L195 242H194L193 244H192V242H190ZM207 243H208V242H207ZM218 243H219V242H218ZM74 244H75V243H74ZM74 244H73V245H74ZM81 244H85V242H84V243L81 242ZM103 244H104V243H103ZM133 244H134V243H133ZM161 244H162V243H161ZM165 244H167V243H165ZM165 244H162V245L164 246ZM177 244H178V243H177ZM76 245H78V243H77ZM86 245H87V244H86ZM86 245H85V246H86ZM89 245H90V244H89ZM92 245H93V244H92ZM169 245H170V244H169ZM169 245H168V246H169ZM171 245H172V244H171ZM258 245H259V242H258ZM71 246H72V245H71ZM81 246H84V245H81ZM87 246H88V245H87ZM97 246H98V245H97ZM160 246H161V245H160ZM160 246H159V248H160ZM186 246H185V247H186ZM216 246H217V245H216ZM256 246H257V245H256ZM72 247H73V246H72ZM75 247H77V246H75ZM79 247H80V245H79ZM79 247H78V248H79ZM164 247H166V245H165ZM219 247H220V246H219ZM257 247H259V246H257ZM159 248H158V249H159ZM209 248H210V247H209ZM81 249H82V248H81ZM91 249H92V248H91ZM100 249H101V248H100ZM117 249H118V248H117ZM158 249H157V250H158ZM161 249H163L162 251H165V254H164V253L162 254V255H164L162 258H163V259L165 258L169 264H170V263H173L174 261H175L174 263H176V264H177V263H178V264H195L196 259H198V254H197L198 251H196V250H195V251H193V250L191 251V250H190V252H188V253H187L186 250H185L186 253H184V251H183V253H182V252H180V251L177 250V249H183V248H181L180 246H179V247L177 246V247H175V248H173V249H172V246H170L168 249H164L163 247H162ZM207 249H208V248H207ZM72 250H73V248H72ZM92 250H93V249H92ZM107 250H108V249H107ZM129 250H130V249H129ZM129 250H126V251H129ZM133 250H134V249H133ZM183 250H184V249H183ZM188 250H189V249H188ZM74 251H75V249H74ZM78 251H79V249H78ZM145 251H150V253H149L150 255H149L148 257L142 255L143 257H142V262H141V264H151V262H152V255L154 254V253H153V254L151 255V251L153 252L154 249H153V247H151V245H150V246H148V248H145ZM145 251H144V252H145ZM76 252H77V250H76ZM134 252H135V251H134ZM166 252H167V253H166ZM206 252H207V251H206ZM103 253H104V252H103ZM114 253H115V252H114ZM126 253H127V252H126ZM130 253H131V252H130ZM161 253H162V252H161ZM199 253H200V252H199ZM71 254H73V253H71ZM82 254H83V253H82ZM85 254H87V253H85ZM115 254H116V253H115ZM142 254H144L143 251H142ZM146 254H147V253H145L144 255H146ZM166 254H167V255H166ZM134 255H136V254H134ZM165 255H166L167 257H165ZM219 255H218V256H219ZM72 256L75 258L72 264H90V263H91V259L89 260L90 263L87 262V261H88V260H87L88 255H84V254H83V255H80V252H79V254L76 253V255L73 254ZM93 256H94V255H93ZM95 256H96V255H95ZM124 256L126 257L127 255H124ZM157 256H160V255H157ZM200 256H201V255H200ZM89 257H90V256H89ZM96 257H97V256H96ZM120 257H121V256H120ZM120 257H119V258L117 257L118 259H120L119 262L121 261V258H120ZM122 257H123V256H122ZM125 257H123V258L126 260ZM135 257H136V256H135ZM207 257L209 258V256H207ZM223 257H225V256H223ZM110 258H111V257H110ZM114 258H115V257H113V258H111V259L113 260ZM128 258H129V257H128ZM128 258H127V259H128ZM221 258H220V259H221ZM226 258H227V256H226ZM226 258H225V259H226ZM94 259H95V257H94ZM107 259H108V258H107ZM118 259H117V260H118ZM165 259H164V260H165ZM199 259H200V258H199ZM216 259H217V258H216ZM222 259H223V258H222ZM222 259H221V260H222ZM227 259H228V258H227ZM99 260H102V258H101V259H97V258H96L95 262H97V261H99ZM164 260H163V263L160 262V261H158V263L156 262V264H166V260H165V261H164ZM204 260H205V259H204ZM210 260H211V259H210ZM217 260H218V259H217ZM221 260H218V261H221ZM229 260H230V259H229ZM231 260H230V261H231ZM235 260H236V261H235ZM93 261H94V260H92V262H93ZM109 261H110V259H109ZM113 261L116 263L115 260H113ZM127 261L129 262V260H127ZM127 261H126V262H125V261H124V262L121 261L120 263H122V264H123V263H126V264H127ZM155 261H156V259H155ZM161 261H162V260H161ZM230 261H229V264H230ZM234 261H235V262H234ZM119 262H118V264H119ZM130 262H132V261L130 260ZM130 262H129V263H130ZM214 262L209 263V264H213ZM222 262H223V264H224L225 260H223ZM115 263H114V264H115ZM129 263H128V264H129ZM135 263H136V261H135ZM168 263H167V264H168ZM233 263H232V264H233ZM111 264H112V263H111ZM116 264H117V263H116ZM130 264H132V263H130ZM138 264H139V263H138ZM202 264H203V263H202ZM225 264H227V263H225ZM238 264H240V263H238Z\"/></svg>","mask_w":264,"mask_h":264}]
</instances>
